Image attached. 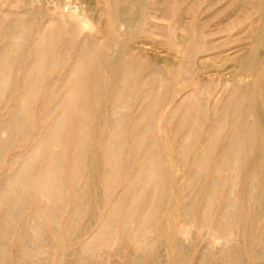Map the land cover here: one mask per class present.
I'll return each mask as SVG.
<instances>
[{
	"label": "rangeland",
	"instance_id": "1",
	"mask_svg": "<svg viewBox=\"0 0 264 264\" xmlns=\"http://www.w3.org/2000/svg\"><path fill=\"white\" fill-rule=\"evenodd\" d=\"M73 12L84 17V20L87 24L85 28H80L79 26H77L75 20H72L69 18V14ZM60 14H64L66 21L60 18L61 16ZM23 15H25V17ZM1 18H3L4 21ZM15 19L17 20V22ZM22 19L24 22L21 21ZM131 20H132V23H130ZM0 21H1L0 22V46H1L0 50H2L0 52L6 51L5 50L6 48L2 49V47L5 46L4 44L7 43L6 41H16V40L19 41L20 40L19 42L20 48L18 51V53L20 52V54L18 55L20 58L19 60H20V66H21L19 67V65H17L15 67H19V69L13 67L14 70L12 68L10 69L11 71L9 72L13 75V77L12 75H10L11 79L15 78L14 81L16 80L15 81L16 84L14 83L13 80H11V82L9 83L8 82L3 83L5 84V86L3 84H2L3 86H0V88H2L0 89V91H3V93L0 92L1 94L0 95V125L4 124V118L7 117V114H10L12 112L11 106L14 104H18L20 99L24 97L23 93L25 92V90H27L28 87L30 88L31 92L36 91L35 93L32 92V94L28 98L29 100L27 99L26 101L20 102L21 106H23L24 104H28L27 106H23V111L25 113L22 118L23 119L25 118L24 120L21 119L19 123L16 122V124L13 123L12 125H10L11 127H9L7 130H4L5 133H2L3 131L1 128L3 127L0 126V131H1L0 132L1 134L0 135V188L2 187V184L6 185V183L3 181H6L5 179H6V176H8L7 174L9 173V171L11 173V171L15 169L13 167H16L17 160L22 159L23 158L22 155L27 154L32 149H35L40 139L39 135L42 136L44 134L43 132H45V129L54 126L57 121L56 119H58L59 116H61L62 120H64L67 118V115L69 113L71 115L73 111H75L74 113H77L78 111L82 112L83 113V114L81 113L82 118H84L85 116V118L82 119L80 116H78L79 112L76 115L73 114V116L75 115L74 117L69 115L68 118L69 117L71 118L70 124H69L70 118L69 119L67 118L66 120H64V124L62 125V128L59 133L60 134L59 137L62 139L60 140L59 138L58 142L61 141V144L60 143L58 144L61 147L58 145L59 147L58 146H57L58 148L56 147L57 150L54 147L56 151V152L54 151V153H61L62 158L64 155L62 154V151L65 150L64 151L65 155H68V156H64L65 159L66 157H68V159H66L67 161L64 162L63 160L65 159L64 158L62 159L63 161L62 164L63 163L65 164V165H62V179L65 180L66 187L69 189V193H70V196L68 195L69 196L68 200L64 199V202H63L62 199L59 200V198L57 199L55 198L56 201L52 202V199H51V203H50V199L45 198L42 194H40L39 190L36 191L37 190L36 188L33 189L30 186H29L30 188H28V186H26L27 188H25V186L23 185L22 188H25V189H22V199H21L22 205L19 209L20 212L17 213L18 216L16 215V213L12 215V212L14 210L11 207V204L13 203V198L8 200L5 203L4 202L0 203V225H2V223H5L6 226L7 225L10 226L9 229H8L9 226H7L8 231L6 230V232L0 231V261L2 260L0 264H17V263L18 264H76V263L77 264H105V263L106 264H112V263L114 264H264V240L263 241L261 240L262 237H263L262 239H264V234H262L264 233V229H263L264 228V222H263L264 216L262 217L259 216L260 214L264 215V211H263L264 210L263 208L264 200L261 201L262 199H264V197L262 198V196H264V187H262V185H264L263 183L264 182V177H263L264 176V166H263L264 165V153H263L264 152V125L262 124L264 123V113H263L264 112V78H263L264 77V74H263L264 73V42H263L264 41V0H0ZM25 22H27L29 25L32 22L30 25L31 30L29 28V25L26 24L28 25L26 32L27 30L28 32L26 33L24 31L18 37L19 29L22 28L21 26L25 25ZM125 22L127 24L130 23V25L125 24ZM33 26H35L34 27L35 29L33 28ZM15 27H18V28L16 29ZM9 29H11L12 31L14 29V31L12 32ZM50 31L52 32V35H50L51 34ZM9 32H12L13 35ZM15 32L16 34H14ZM4 34L8 35V37H6ZM15 37H18V39ZM38 37L39 39L37 42L36 39ZM32 42L33 44H31ZM52 42H54V44L56 45L54 46L53 48L54 50L52 51L48 59L49 61L47 60L45 64L41 65V67L39 68L35 67L34 62H33L34 67H33L32 75L29 76L27 79L28 67L30 68V65L26 62V59H27L26 57L28 56L27 53L30 50H32L31 47H34L33 50L36 48L34 50V53L39 50L37 53L33 54V61H34L36 57L35 55H38V53L40 52V47L43 46V48H46L45 46ZM94 42H96L97 44ZM90 46L93 49L89 48ZM201 47L202 48L204 47V50H202ZM196 48L198 49L199 52L196 50ZM88 49L89 50L92 49L93 51L92 50L88 51ZM200 50L202 52H200ZM249 51H251V53ZM94 52H95V56L93 55ZM91 56H93L92 58H96L98 60L96 62L100 63L101 61L103 64L96 63L95 62L96 59H92ZM21 58H22V61H21ZM258 59L260 60L257 61ZM85 60L86 62L84 63ZM80 62H82L81 65L83 66V68L82 66L80 67V64H79ZM155 62H157V64ZM76 63L78 64L77 66H75ZM256 63H259V64H256ZM25 65L27 67H25ZM253 65H255V67H253ZM78 66L79 68H77ZM194 67L196 69H194ZM246 67L247 69H245ZM20 68H22L21 70L22 72L20 71ZM191 68L193 69L191 70ZM254 68H256L257 71ZM15 69L17 71H15ZM72 69H76L75 71L76 73ZM163 69L165 70V72L163 71L164 73L162 72ZM158 70H160L161 72ZM247 70L248 72L250 71V73H248ZM3 71L5 70H1L0 72H3ZM13 71L19 74L13 73ZM257 72L259 73L262 72L263 75L258 74ZM125 73H127V75ZM153 73H156L157 75H159L158 76L159 79L163 77L164 81L157 80V78L154 77ZM156 74L155 76H157ZM234 74L235 75L237 74V75L234 76ZM61 75L63 76V78H61L60 80ZM16 76L21 79H18ZM33 76H36L37 79L36 77H33ZM64 76L67 81L64 80L65 79ZM231 76L233 79L231 78ZM32 77L34 78L33 79L34 83H31ZM38 77L40 78L39 80H38ZM72 77L75 79L78 77L82 78L83 80L82 84H83V87H85L84 89L85 91L83 90V88L80 89L81 87H79V86H82L80 85L82 81L79 80V78L77 79L78 81H76ZM237 78L238 80L248 78L247 80H251L253 82L249 81L250 84L246 88L243 87L242 89L241 88L236 89ZM70 80H72L71 81L72 83L70 82ZM208 80H210L209 83L206 82ZM79 81L81 82L79 83ZM259 81H261L262 83L261 82L259 83ZM76 82L79 83V86L77 85L78 83L76 84ZM206 83H208L209 85ZM232 83L233 85H231ZM9 84L11 86L14 85V90L16 89L15 91L16 93H14V95L10 93V88L8 91L7 86ZM59 84L60 86L61 85L62 86L60 87ZM73 84L77 86L75 87L76 90L73 87L74 86ZM202 84L205 85V88L203 87ZM227 84H229L228 85L229 87L226 86ZM52 85L53 86L55 85V87H53ZM35 86L37 87V89ZM222 86L225 88H222ZM3 87H6V88H3ZM57 87L59 90L58 93L60 94L56 93ZM71 87L73 88V90L70 89ZM201 87H203L204 90ZM78 88L80 90V93L76 92ZM217 88L219 89V91ZM122 89H125V90H122ZM81 90H83L85 94L84 93L81 94L82 92ZM72 91L74 92V94H72L73 93ZM192 91H194L193 93H196V94L198 91L199 92L202 91V94L201 92L200 93L198 92V94H201L202 96L201 101H203L202 106L199 107L198 111L195 110L197 109L195 107L196 96L191 95L193 94L191 93ZM206 92H207V95H206ZM75 93H77V96H78V93L79 95H81V96H78L77 100H76L77 96H74L76 95ZM159 93L161 95H159ZM189 93H190L189 96H192V98L194 97L195 98L192 99L191 97L186 95ZM7 94H9L10 96L13 95L12 96L13 99H11L12 97H10ZM61 94H63L64 97H62ZM68 94H72V96ZM144 94H147L146 95L147 99L150 98L148 99V101H146L147 99L145 98V96H143ZM151 94L152 96H148ZM82 95H84V97H82ZM203 95L204 96L206 95L207 97L206 96L204 97ZM218 95L220 96L219 98H217ZM240 95H243V98ZM257 95L258 97L256 99ZM31 96L32 98H30ZM59 96L61 98V101L64 99L65 102L63 101L61 102ZM68 97H71L70 100L72 99L74 100H72L71 102ZM119 98H121L120 100L122 101H120ZM204 98L205 99L208 98L207 102L208 100L209 102L207 104L209 105L208 108L210 110L207 108V104H204L206 103V100ZM258 98L260 100H258ZM46 99H48L50 102ZM79 99H81L80 101H83V102H80V104L78 103ZM139 99L140 100L144 99L146 103L147 102L149 103L147 104L145 102L142 103L143 100L140 103ZM155 100L157 101V103ZM235 100L239 102L238 106H236L237 101L235 102ZM240 100H242L241 103H240ZM57 101H59L60 103H57ZM180 101L182 105L180 104ZM210 101L212 102V104H210L211 103ZM116 102L117 103L122 102L120 107H118L119 104H116ZM63 103L64 105L69 104L70 106L73 105L74 107L72 106V109H68L69 105H65L66 106L65 107L63 106ZM81 103H85L82 105L83 106L86 105V106L85 107L79 106L81 105ZM151 103L153 105L156 103L157 105L156 106L154 105L155 107H152L153 105ZM245 103H247L248 107H250V111H248L250 113V117H248V119L249 118L251 120L253 119V122H251V120H249L248 122H250L249 125L252 126V128L254 126V130L253 129L251 130L250 128L247 131L251 130L253 133L250 134V132H246V134L244 135L246 136V139L248 140L251 139V136L253 140L254 139L256 141L260 140L259 143L263 144L262 145L263 147L262 149L258 150L257 147L255 146L246 147L243 145L244 146L243 147L241 146V144H238V145L234 144V146L228 149L229 150L228 152L227 148L229 147L225 145L228 142L229 138H231L232 136V133L230 132L234 131V127H235L233 124V127L230 128V125L232 126V123L236 121L235 119L237 118L239 119L238 114H240L239 112L242 111V107L247 108ZM54 104L55 105L59 104L58 106L59 109H56L57 105L55 106ZM179 104L181 107L180 106L177 107V105ZM4 105L6 107H4ZM234 105H235V109L233 110ZM239 105L241 106L240 110L238 108L240 107ZM243 105H245V107ZM31 106L32 108H30ZM51 106H54V107H51ZM204 106L207 108V109L205 108L207 113L203 109ZM24 107L27 109H24ZM80 107L81 108L83 107L82 110L84 112L81 111ZM115 107L116 108L118 107V108L115 109ZM124 107H126V109ZM77 108L78 109L80 108V109L78 110ZM49 109H50V112L54 110L53 111L54 114H52L51 116L49 115L50 112L48 113ZM123 109L126 113H123L124 112ZM146 109L148 113H145V116H144V112L146 111ZM148 109H151V110L149 111ZM67 110L68 112L71 110V112L66 113ZM114 110L115 112H117L116 110H118V112L115 113ZM184 110L186 111L185 112L186 114H184ZM85 111L86 112L88 111L89 116L87 115ZM177 111L178 113H176ZM195 111H197L198 113ZM230 111H234L233 113L235 116L233 118H232L233 113H231ZM63 112L64 114H62ZM187 113L189 115H187ZM196 113L197 115H199V113L201 114L200 116H196ZM220 113H222L223 116ZM225 113L229 117H226ZM152 114L154 115L152 116ZM56 115H59V116L57 117ZM62 115H64V117ZM120 115L122 117H120ZM180 115H181L180 117L181 120L179 118ZM123 116H126V117L124 118ZM79 117L83 121L80 120ZM185 117H187V119L184 120L183 118ZM194 117L195 119L196 118L199 119L198 123L201 120L205 124L202 122L203 125H201V122H200V125H201L200 126L198 123L194 121L195 120L193 119ZM48 118H49V121L47 120ZM214 118L216 119L214 120ZM219 118H220V122L222 121L221 123L218 121ZM223 118L228 119V121H225L227 122L226 124ZM85 119L88 123L84 121ZM116 119H121V122H119ZM182 119L184 122L182 121ZM190 119L191 120L193 119V120L190 121ZM122 120L125 123L124 122L122 123ZM150 120L152 121V124L151 123L149 124V122H151ZM177 120H179L180 122ZM80 121L83 123H81ZM193 121L196 124H193V127H192V123H194ZM115 122H117L118 125ZM135 122H139L138 123L139 125L136 126ZM114 123L116 124L115 127L119 126L121 127L120 129L123 128L122 131L118 127L114 128ZM146 123L148 124L146 125ZM181 123H183L182 126H181ZM252 123L253 125H251ZM71 124H72V127L70 126ZM119 124H121V126ZM214 124L219 126L218 128L219 129L221 128L222 131L217 130L216 132L215 129H218V128L216 127L214 128L213 126ZM148 125L150 126L151 129L154 128L155 130L149 129V132L142 131L144 129H147L148 127L146 126ZM184 125L186 128L184 127ZM225 125H228V127L226 126V128L224 127L225 129H223L222 127ZM77 126H80V131L82 130V132H79V134H77L78 129H79V127ZM105 126H106V129H105ZM196 126H198L197 129L194 128ZM81 127L87 128L88 131L86 132L85 131L86 129L83 130ZM202 127L204 128L203 129L204 131L202 130ZM193 128L196 130H194ZM257 128L258 129L260 128L261 132ZM14 129L15 131H13ZM112 129L113 131H111ZM116 129L117 131L120 130L121 132H117ZM18 130L19 132L21 131V133H19ZM189 130H192L190 131L191 133L186 132ZM223 130L226 131L225 133L227 134L225 133L223 134L224 132ZM61 131L64 132L65 134L67 133L66 135H69L70 138H68V136H66L64 133L62 134ZM83 131L85 132V134L83 133ZM193 131L194 132L196 131L194 133L195 134L194 136H193ZM201 131H202V134H201ZM208 131L211 132V135H210V132L208 133ZM218 131L222 132L221 135H219L220 132L218 133ZM72 132L75 134H73ZM133 132H134V135H133ZM144 133H147V134H144ZM212 133L214 134L215 138ZM185 134L186 135L189 134V137H186ZM222 134L225 138L222 136ZM254 134H256V137ZM257 134L259 135L257 136ZM62 135L63 136L65 135V137H61ZM190 135H192L193 137ZM203 135L204 137L206 136L205 140H204V137L202 138ZM226 135L228 136L226 137ZM72 136H73V139H72ZM109 136L111 138H109ZM133 136L136 139H140V140L136 143L135 141L136 139ZM198 136L201 141H199ZM221 136H222L221 140H223L224 138L223 142L219 141ZM83 137L85 139H83ZM122 137H124L125 139ZM153 137L154 138L156 137L155 138L156 140ZM182 137L185 139H183ZM216 137H219V139H216ZM81 138L83 139V141L85 140V142H87V146H85L86 145L85 142L79 143ZM86 138H87V141H86ZM186 138L187 139L189 138L188 140L191 141L190 145L187 144V142L185 141ZM104 139H106V142H107V139H114L115 141H119L121 143L120 144L121 147L120 145H117V148H115V151L117 153L113 150L114 154L116 153L115 155H117V156H114V159L117 160L116 163L114 160V163L116 165H114L113 162H112L113 165L109 164L111 163L110 161L108 162L109 155L107 154L109 153L108 151L111 149L110 147H108V145L106 146L104 145L106 144V142L102 143L105 141ZM76 140L78 141L77 142L78 146H77V143H75ZM214 140L217 143H215ZM131 141L132 142L135 141V142L132 143ZM140 141H142V143ZM181 141H183V144L186 142L185 145L187 144V147L183 144L181 145V147H179V145L182 143ZM71 142H72V145L70 147V144L68 143H71ZM203 142H205V144ZM64 143H66V146L68 149H63L65 145ZM116 143L119 144L118 142ZM134 143L137 145L136 147L138 149L139 148H142V149H139V150L135 149L136 147H134L135 146ZM199 143L200 144L202 143V144L200 145ZM153 144L154 146L156 145L157 148L154 147ZM203 144H204V147L206 146L205 147L206 150L204 149ZM215 144L216 145L218 144V145L216 146ZM75 145L77 147H75ZM81 146H83V148ZM85 147H86V150L84 152L83 150L85 149ZM105 147L106 149H104ZM207 147H209L208 148L209 151L207 150ZM221 147L222 148L227 147V148L226 149L223 148L222 149L223 151H222ZM241 147L242 148L246 147V149L250 147L249 149L251 150L242 149ZM183 148L188 149L189 151L188 150L185 151V149L183 150ZM201 148H202V151H201L202 153L199 152ZM212 148H214L213 153L211 151ZM235 149L236 151H234ZM74 150L75 151L77 150V151L75 152ZM147 150L149 153L147 152ZM181 150L185 151V153H183V151L181 152ZM203 150L205 151L204 153H203ZM237 150L239 151V153H236ZM79 151H81V153H77ZM142 151L144 152L142 153ZM154 151L158 155H155ZM158 151L163 156L162 155L159 156L160 154ZM249 151L250 152L252 151L251 152L252 154ZM50 152L51 151H48L47 153V151H45L39 157L38 162L40 163L43 161L42 163H40L42 164V166L44 165L42 167L44 168L43 170L47 169L49 166L51 159L48 160V158L52 157L51 155L52 153ZM137 152L140 153L141 156ZM146 152L148 154L147 156L144 154ZM208 152H209V155L210 153L212 155L208 156ZM231 152H233V154H230ZM240 152H242V154ZM132 153H134V155H136L137 153L140 157L135 158L133 157L134 155H132ZM181 153H183V155ZM226 153H228V155ZM254 153L255 154L261 153L263 156L261 154L260 156L257 154L255 156ZM74 154L76 155V159L75 157L73 158V156H75ZM200 154H201V158H200ZM244 154L246 155L244 156ZM17 155H19L20 158H17L18 157ZM47 155H48V158H46ZM83 155H85L84 156L85 158L83 157ZM148 156L152 158L155 157L156 159V161L154 162L155 164L154 163L150 164V162L152 161H150L151 158L149 159ZM211 156L212 158H210ZM225 156H227L228 158ZM183 157L185 160L181 159ZM243 157L244 158L248 157L246 159L247 161H245ZM259 157L262 159H260ZM14 158L15 160H13ZM69 158L70 159L72 158L71 160L74 159L73 162L78 159V162L72 166L73 162ZM253 158L255 160H253ZM256 158H259V159H256ZM146 160L149 162H144ZM157 160H159V162L163 161L164 163H159ZM218 160L220 161V163L218 162V164H216ZM257 160H258V163H257ZM204 161L206 165H204ZM224 161L227 163H225ZM80 162H83V164L81 165ZM254 162L257 164H255ZM117 163H118V166H117ZM233 163L236 164L237 166L234 165ZM149 164L153 166L150 168ZM157 164L161 166L159 167ZM250 164H252L253 166ZM154 165L158 166L157 167L158 170H156V166L154 167ZM246 165L248 168L246 167ZM141 166L142 168H140ZM230 166L232 167L236 166V168L239 169L238 172L240 171V173L237 172V174H240V176L237 177V175L235 174L236 171H234L235 167L234 168L231 167L233 169L232 170ZM116 167H117V170H116ZM143 167L145 169H143ZM153 167L154 169H152ZM242 167H244L245 169ZM112 168H114L115 170L113 169L114 170L113 171ZM196 168L200 169V171ZM217 168L219 170H217ZM73 169H75L76 172H74L75 170L73 171ZM142 169L145 171H143ZM201 169H203V171ZM262 169H263V172H261ZM109 170L110 172L113 171V173H110ZM138 170H139V173H141V175L138 174V176H136V174L138 173ZM150 170L151 171L156 170V171H153L151 173ZM193 170H196V174ZM248 170H249V173H247ZM107 171L109 174H107ZM117 172H118V175H116ZM155 172H157L158 174L155 175ZM254 173H257L255 174L256 177L255 176L253 177ZM232 175L233 176L236 175V176L233 177ZM251 176L255 179H252ZM72 178H74V180H72ZM213 178L214 180L217 179L216 180L217 182L213 181L216 184H212L210 186V184L212 183V182L210 183V179H213ZM229 178H232V179L234 178L232 183H234V180H236V185L235 183L233 185L235 187L234 188L231 186L230 187L231 189L233 188V190L237 189L238 192L235 190L234 191L236 193L233 190L228 192V190H230L228 188L229 185H232L231 183L232 179H229ZM146 179H148L149 181L147 182ZM150 179L153 183L150 181ZM226 179H228V181H226ZM130 181L131 182L133 181V183H130ZM198 181H201L198 184L199 186L197 185ZM223 181H226V183H222ZM249 181L250 182L253 181L255 183L257 182V184L252 183V182L249 183ZM128 182L129 184L131 185L134 184V185L131 187L128 184ZM246 183H248V185ZM156 184L158 185V187L156 186ZM149 185H151V187ZM154 185L156 187H154ZM216 185L217 186L219 185V187H217ZM241 185L243 187H240ZM252 185H255V188L252 187ZM91 186L93 187L96 186V187L93 188ZM212 186L213 187L215 186L216 189L218 188L217 191ZM77 187L78 189L76 190ZM88 187L93 188L92 190L93 194H92V191H90L91 189L89 190ZM142 187L144 190L140 189ZM144 187H146V189ZM31 188L32 190H30ZM79 188H81V190ZM135 188L137 191L135 190ZM155 188L156 189L158 188L157 189L158 191L156 192L159 195L156 193L157 195L153 199V197L151 196L155 195L154 194ZM250 188H253L255 192L252 191V189ZM242 189H244V191L245 189L246 190L248 189L247 190L248 192L247 191H246L247 193L245 192V196H248L246 200H245L246 197L244 198L243 193L240 194L241 191L243 192ZM18 190L20 189L18 188ZM24 190L26 193H24ZM49 190L50 189L47 190L48 192L47 196L50 195L51 190L50 191ZM210 190H211V193H210ZM250 190L252 191V193ZM257 190L258 192L259 190L261 191L258 193ZM140 191L142 194L140 193ZM137 192L139 193V195ZM144 192L146 193V195L144 194ZM148 192H151V193H148ZM208 192L210 194H207ZM230 192H233V194H231ZM79 194L80 195L82 194L81 196L82 197L84 196V199L80 197ZM251 194L253 196L261 195L259 196L261 198L258 197V199L254 200ZM25 195H26V198H25ZM73 195L75 199L71 198L73 197ZM132 195L135 196L136 202ZM208 195H211V196H208ZM89 196L91 197L88 198ZM93 196L94 198H92ZM212 196H215V198L214 197L210 198L211 200L213 199V201L209 200V197H212ZM233 196H234V200L236 198H237L236 201L238 200L237 202L235 201L236 206L233 201ZM131 197H133L134 202ZM141 197L143 198V200ZM205 198L208 199L209 204L206 203L207 201L205 202L206 200ZM61 200L62 202H60ZM79 200L81 201L80 202L81 205L79 203ZM129 200L130 201L132 200L131 203ZM258 200H259V203H258ZM10 201H11V204L9 203ZM71 201H73V203ZM83 201H85L86 203ZM89 201H92L93 204H91ZM114 201L116 203H113ZM141 201L143 203H141ZM168 201L170 203H168ZM227 201L229 202L233 201L230 203L232 208L231 206L229 209L227 208L229 206L228 205L229 202ZM190 202L192 203L190 204ZM251 202L254 205H251L252 204ZM54 203L55 205H53ZM87 203L92 206L91 209L89 208L90 205L89 206L86 205ZM112 203L115 204L114 206L116 207V210L114 207H112L113 206ZM237 203L239 206L238 208H237ZM29 205L30 207H27ZM51 205L55 207L54 209L56 210L57 219L60 222L59 223L60 228L62 227L61 230L60 228L54 230V222L51 220V218H49L48 213L46 214L45 210L49 207H52ZM60 205L61 207H59ZM94 205L95 206L97 205L98 209L95 208ZM128 205L129 206L132 205V206H130L128 209ZM203 205L206 207L210 205L209 206L210 208L208 207L206 209V207H203ZM36 206H39V207L41 206V208L44 206L45 208V209L43 208V212L44 211L45 212L44 213L42 212V214L37 217V220H40L42 222V225L44 226H42V229H39V230L34 227H30V229L23 230V228L26 226V219L28 215L32 212L30 210H35ZM75 206L76 208H74ZM81 206L83 207L85 206L86 210L85 209L80 210L81 213H78L77 211L79 210L78 207H81ZM254 206H256V208H254ZM124 207H127L126 208L127 210ZM146 207H148L149 209ZM204 208L207 211L206 214H205ZM258 208L259 210L257 211ZM75 209H77L76 210L77 212L75 211ZM146 209L150 210V212L149 211L146 212L147 211ZM69 210H71L70 213H69ZM236 210H238L237 213H234ZM124 211H126L125 213L127 214L128 217L129 215L137 216L139 214L138 215L139 217L133 216V221L134 222L136 221L137 223L136 222L134 223L133 221L130 222L131 216L128 219V217L125 216L126 214L123 213ZM128 211H129V214L127 213ZM223 211H226V212H224L223 214ZM153 213H155V216ZM78 214H81V215H78ZM82 214L84 215L82 216ZM123 214H124V217H123ZM156 214H157V218H156ZM185 214H187V216ZM202 214L203 215L205 214V215L203 216ZM228 214L230 216L232 215L231 218ZM251 214L254 215V216L252 215L253 218L251 217ZM63 215L65 218L63 217ZM223 215L226 216V219H228L229 221L226 220ZM13 216L15 219L13 218ZM144 216H146L147 218ZM221 216L224 217V219L226 220L225 224H223L224 219H222ZM238 216H239V219H238ZM74 217L76 218V220H78L81 217V220L76 221L74 220ZM126 217H127V220H125ZM106 218L110 220L111 222L109 221L106 223V221H108L106 220ZM141 218H145V219L142 221ZM152 218H154L155 221L158 219V221L156 222V225L155 223H152L153 222ZM220 218L223 221L222 220L219 221ZM251 218L253 221L251 220ZM260 218H262L261 221H258ZM150 219H151V222H150ZM249 219H250V222H248L249 223L248 224L247 221ZM69 220H71V222ZM145 220L146 222L148 221L150 225H148V222L146 224L144 222ZM127 221H129V223ZM139 221L144 222L143 226H146V228L143 227L142 225H139L140 223ZM234 221H235V224H234ZM239 221L241 223H239ZM33 222H36V221L33 220ZM33 222H31L30 226H33ZM251 222H253V224ZM71 223H73L74 225ZM100 223L102 224L103 227L104 226L105 227L104 228L101 227ZM104 223L107 224L108 226L104 225ZM250 223L252 224L254 228L250 226L251 225ZM109 224L113 226V229H111L112 231L114 230L112 234L109 230L112 227H109ZM136 224L137 226H135ZM50 225H52V227ZM210 225H213L211 226L212 229L211 228L208 229ZM228 225H229V228H228ZM239 226L241 228H239ZM71 227L74 230H71L70 229ZM132 227H134V229ZM139 227L143 229L142 231H140L142 232L140 234L144 238L137 239L138 237L137 236L135 237V235L131 238V236L133 235V232H136L135 229ZM226 227L228 229H226ZM243 227L246 229L242 230ZM144 228L148 232L147 231L143 232ZM213 228L214 229L218 228L219 230L217 229V231L216 230L213 231ZM224 228L226 229V231L228 230L229 233L230 232L232 233V235L230 236L233 239L232 243L229 242L231 241L230 237H226L227 235L222 234L223 230H225ZM257 228H259L260 230L262 229V230L261 231L259 229L257 230ZM101 229H104L105 231ZM239 229L241 230L242 234L239 233L240 232ZM37 231H39L41 235L38 234L39 232ZM213 232H215V236L212 237ZM217 232L219 233V235H217L218 234ZM233 232L239 233V234L234 233L236 235L235 236ZM149 233H151V236L155 237L153 238L154 242H152V239H151L152 237L150 236ZM256 233L258 234L260 233V236H258ZM29 234L31 238H28ZM240 235L243 237L241 238ZM35 237L37 239H35ZM158 237H161V238H158ZM236 237H239V239ZM254 238L256 239V241ZM89 239L90 240L92 239V242L95 240V242L92 243L90 242ZM248 239L250 240L249 243L247 242ZM34 240L35 242L33 243ZM155 240H158V241H155ZM222 240L224 241V243L222 242ZM30 241H32V243ZM143 241L145 243H143ZM177 242L180 244V246ZM228 242L230 243L229 245H227ZM241 242H242V245H241ZM146 243H148L149 245L151 244L152 246L151 245L149 246L147 244L148 245L147 247L152 248V249L148 250V248L146 247ZM24 244H26L27 246ZM86 244L87 246L92 247L90 248V250H93V249L97 250L98 253L96 252V255L86 254L87 256L83 257L85 256V254H82L78 251L81 249V247H84ZM156 244L158 245V247H156L157 246ZM154 247H155V250H154ZM206 248L207 249L209 248V249L207 250ZM1 249L3 250L1 251ZM240 250H242L241 252L242 254L240 253ZM76 251L79 254L76 255L75 254ZM45 253L46 254L48 253V255H45ZM254 254H258V255H254ZM240 255H243V258H241L242 256L240 257Z\"/></svg>",
	"mask_w": 264,
	"mask_h": 264
},
{
	"label": "bare ground",
	"instance_id": "2",
	"mask_svg": "<svg viewBox=\"0 0 264 264\" xmlns=\"http://www.w3.org/2000/svg\"><path fill=\"white\" fill-rule=\"evenodd\" d=\"M44 4H45V3H44ZM15 5H16V4H15ZM57 5H58V4H57ZM51 6H52V4H51ZM54 6H55V5H54ZM13 13H14V12H13ZM17 13H18V12H17ZM60 15H61L60 18H62L64 21H66V19H65V17H64V14H60ZM7 16H9V15H7ZM23 16L25 17V15H23ZM23 16H21V17H23ZM5 17H6V16H5ZM14 17H15V16H14ZM16 17H18V16H16ZM69 18L72 19V20H75L77 26H79L80 28H85V27L87 26V24H86V22H85V20H84V17L81 16V15H79V14H77V13H75V12L69 14ZM129 18H130V17H129ZM1 19L3 20V18H1ZM24 19H25V18H24ZM127 19H128V18H127ZM15 20H16V19H15ZM3 21H4V20H3ZM21 21H23V19H22ZM21 21H20V23H21ZM0 22H1V21H0ZM16 22H17V20H16ZM23 22H24V21H23ZM27 22H28V21H27ZM27 22H25V25L21 26L22 28L19 29V35L17 34L18 37H19L20 34L23 33L24 31L26 32L27 26L29 25ZM18 23H19V22H18ZM29 23H30V22H29ZM31 23H32V22H31ZM31 23H30V25H31ZM130 23H132V20H131ZM130 23L127 24V23L125 22V24H127V25H130ZM22 24H23V23H22ZM22 24H21V25H22ZM26 24H28V25H26ZM30 25H29V28H30ZM11 26H12V25H11ZM13 26H14V25H13ZM19 26H20V25H19ZM34 27H35V26H33V28H34ZM10 28H11V27H10ZM13 28H14V27H13ZM15 28L17 29L18 27H15ZM54 28H55V27H54ZM34 29H35V28H34ZM9 30H11V29H9ZM9 30H8V31H9ZM30 30H31V28H30ZM8 31H7V33H8ZM11 31H12V30H11ZM13 31H14V29H13ZM13 31H12V32H13ZM15 31H17V30H15ZM32 31H33V30H32ZM51 31H52V30H51ZM51 31H50V33H51L50 35H52V32H51ZM12 32H9V33L12 34ZM27 32H28V30H27ZM27 32H26V33H27ZM26 33H25V34H26ZM11 34H10V35H11ZM14 34H16V32H15ZM4 35H5V34H4ZM10 35H9V36H10ZM12 35H13V34H12ZM5 36L8 37V35H5ZM94 36H95V35H94ZM18 37H15V38L18 39ZM9 38H10V37H9ZM30 39H31V38H30ZM34 39H35V38H34ZM38 39H39V37L36 39L37 42H38ZM1 41H2V40H1ZM4 41H5V40H4ZM215 41H216V40H215ZM6 42H7V43H6ZM6 42H4V43H6V44H4L5 46L2 47V49H3V48H6V49H5L6 51L0 52V69H1V70H5V71H3V72H0V86H3V85L5 86V84H3V83H6V82L9 83V82H11V80L14 81L15 78H14V79H11V76H10V75H12V74L9 73V72L11 71L10 69H12L13 67H15V66H17V65H19V67H21V66H20V60H19L20 58H19V55H18V54H20V52L18 53L19 48H20V47H19V46H20V43H19L20 40H19V41H18V40H16V41H6ZM263 42H264V41H263ZM22 43H23V42H22ZM22 43H21V44H22ZM94 43H96V42H94ZM18 44H19V45H18ZM31 44H33V42H32ZM34 44H35V43H34ZM37 44H38V43H37ZM96 44H97V43H96ZM193 44H194V43H193ZM55 45H56V44H54V42H52V43L46 45V46H45L46 48H43V46H41V47H40V52L38 53V55H35L36 57H35V60H34V61H33V54L37 53L39 50H38V51L36 50L37 52L34 53V50H35L36 48L33 50L34 47H31L32 45L30 46V47L32 48V50L29 49V50H30V51L28 52L29 54L27 53L28 56L26 57V58H27V59H26V62L30 65V68L28 67V72H27L28 75H27V79H28L29 76L32 75L33 67H34V66H33V62H34L35 67H38V68L41 67V65L45 64V62L49 59V57H50L52 51L54 50L53 48H54ZM204 45H205V44H204ZM204 45H203V46H204ZM195 46H196V45H195ZM195 46H194V47H195ZM197 46H198V45H197ZM0 47H1V46H0ZM199 47H200V46H199ZM257 47H258V46H257ZM37 48H38V47H37ZM89 48H92V47L90 46ZM138 48H139V47H138ZM201 48H202V47H201ZM7 49H8V50H7ZM92 49H93V48H92ZM92 49H90V50H92ZM205 49H206V48H205ZM256 49H257V48H256ZM90 50L88 49V51H90ZM196 50L198 51L197 48H196ZM202 50H204V47L202 48ZM0 51H2V50H0ZM84 51H85V50H84ZM92 51H93V50H92ZM92 51H91V52H92ZM194 51H195V50H194ZM251 51H252V50H251ZM251 51H249V52L251 53ZM254 51H255V50H254ZM198 52H199V51H198ZM200 52H202V51L200 50ZM192 53H193V52H192ZM196 53H197V52H196ZM259 54H260V53H259ZM259 54H258V55H259ZM89 55H90V54H89ZM93 55L95 56V52H94ZM190 55H191V54H190ZM87 56H88V55H87ZM251 56H252V55H251ZM92 57H93V56H91V58H92ZM133 57H134V56H133ZM188 57H189V56H188ZM248 57H249V56H248ZM259 57H260V56H259ZM52 58H53V57H52ZM88 58H90V57H88ZM244 58H245V56H244ZM246 58H247V57H246ZM253 58H254V57H253ZM29 59H30V60H29ZM54 59H55V58H54ZM92 59H96V58H92ZM259 60H260V59H258L257 61H259ZM21 61H22V58H21ZM48 61H49V60H48ZM77 61H78V60H77ZM96 61H98V60L96 59L95 62H96ZM245 61H246V60H245ZM255 61H256V59H255ZM24 62H25V60H24ZM24 62H23V63H24ZM85 62H86V60L84 61V63H85ZM248 62H249V61H248ZM77 63H78V62H77ZM77 63H76L75 66L78 65ZM81 63H82V62L79 63V64H80V67L82 66ZM96 63H99V62H96ZM100 63H102V62L100 61ZM100 63H99V64H100ZM155 63L157 64V62H155ZM259 63H260V62H259ZM259 63H256V64H259ZM21 64H22V63H21ZM86 64H87V63H86ZM86 64H84V65H86ZM102 64H103V63H102ZM102 64H101V65H102ZM242 64H243V62H242ZM136 65H137V64H136ZM142 65H143V64H142ZM152 65H154V64H152ZM75 66H73V67H75ZM158 66H159V65H158ZM201 66H202V65H201ZM19 67H15V68H18V69H19ZM25 67H27V66L25 65ZM46 67H47V66H46ZM101 67H102V66H101ZM154 67H155V66H154ZM167 67H168V66H167ZM202 67H203V66H202ZM206 67H207V66H206ZM242 67H243V65H242ZM253 67H255V65H253ZM262 67H263V66H262ZM262 67H261V68H262ZM42 68H43V66H42ZM77 68H79V66H78ZM82 68H83V66H82ZM108 68H109V66H108ZM200 68H201V67H200ZM251 68H252V66H251ZM261 68H260V69H261ZM34 69H35V68H34ZM45 69H46V68H45ZM104 69H105V68H104ZM160 69H162V68H160ZM165 69H166V68H165ZM169 69H170V68H169ZM172 69H173V68H172ZM192 69H193V68H191V70H192ZM194 69H196V68L194 67ZM197 69H198V68H197ZM245 69H247V67H246ZM254 69L256 70V68H254ZM254 69H253V70H254ZM1 70H0V71H1ZM13 70H14V68H13ZM21 70H22V68H20V71H21ZM26 70H27V69H26ZM35 70H36V69H35ZM35 70H34V71H35ZM39 70H40V69H39ZM41 70H42V69H41ZM72 70H74V72L76 71V69H72ZM109 70H110V69H109ZM170 70H171V69H170ZM200 70H201V69H200ZM240 70H241V69H240ZM15 71H17V70L15 69ZM42 71H43V70H42ZM77 71H79V70H77ZM82 71H83V70H82ZM158 71H160V70H158ZM163 71L165 72L164 69L162 70V72H163ZM196 71H197V70H196ZM251 71H252V70H251ZM256 71H257V70H256ZM21 72H22V71H21ZM25 72H26V71H25ZM37 72H38V71H37ZM74 72H73V73H74ZM160 72H161V71H160ZM160 72H159V73H160ZM164 72H163V73H164ZM170 72H172V71H170ZM194 72H195V71H194ZM247 72H248V70H247ZM13 73L19 74V73L14 72V71H13ZM39 73H41V72H39ZM39 73H38V74H39ZM42 73H43V72H42ZM75 73H76V72H75ZM103 73H104V72H103ZM248 73H250V71H249ZM257 73H258V74H262V72H260V73L257 72ZM16 74H15V75H16ZM35 74H36V73H35ZM35 74H34V75H35ZM38 74H37V75H38ZM62 74H63V73H62ZM123 74H124V73H123ZM125 74L127 75V73H125ZM129 74H130V73H129ZM153 74H154V77L157 78V80H159V81H160V80H163V77L160 78V79L158 78V76H159V75H157L158 72H157V74H156V73H153ZM155 74H156L157 76H155ZM160 74H161V73H160ZM263 74H264V73H263ZM263 74H262V75H263ZM15 75H14V77H15ZM20 75H21V73H20ZM23 75H24V74H23ZM42 75H43V74H42ZM65 75H66V74H65ZM149 75H150V74H149ZM236 75H237V74H236ZM236 75L234 74V76H236ZM244 75H246V74H244ZM256 75H257V74H256ZM152 76H153V75H152ZM252 76H253V75H252ZM252 76H251V77H252ZM259 76H260V75H259ZM12 77H13V75H12ZM16 77H17V76H16ZM20 77H21V76H20ZM24 77H26V76H24ZM24 77H23V78H24ZM33 77H36V76H33ZM33 77H32V81H31V83H34V81H33L34 78H33ZM39 77H40V75H39ZM39 77H38V80L40 79ZM58 77H59V76H58ZM81 77H82V76H81ZM81 77H80V78H81ZM127 77H128V76H127ZM160 77H161V76H160ZM241 77H242V76H241ZM254 77H255V76H254ZM261 77H262V76H261ZM17 78H18V77H17ZM17 78H16V79H17ZM61 78H63L62 75H61V77H60V80H61ZM64 78H65V76H64ZM72 78H73V77H72ZM78 78H79V77H78ZM78 78H76V79L73 78V79H75L76 81H78V80H77ZM80 78H79V80H81L82 82L79 81V83L81 82L80 85H82V86H79V83H78V82H76V84L78 83L77 85H78L79 87H81L80 89L83 88V90H84L85 87H83V84H82V83H83V80H82L83 77H82L81 79H80ZM128 78H129V77H128ZM231 78H232V76H231ZM244 78H245V76H244ZM263 78H264V77H263ZM18 79H21V78H18ZM24 79H25V78H24ZM36 79H37V77H36ZM36 79H35V80H36ZM123 79H124V78H123ZM232 79H233V78H232ZM234 79H236V78H234ZM247 79H248V78H247ZM247 79H239V80H238V78H237V80H236V89H237V88H239V89L241 88V89H242L243 87L246 88L247 86H249V84H250L249 81H251V80H247ZM249 79H250V77H249ZM253 79H254V78H253ZM38 80H37V81H38ZM54 80H55V79H54ZM62 80H63V79H62ZM64 80H66V78H65ZM64 80H63V81H64ZM145 80H146V79H145ZM155 80H156V79H155ZM202 80H203V79H202ZM227 80H229V79H227ZM15 81H16V80H15ZM15 81H14V83H15ZM29 81H30V80H29ZM66 81H67V80H66ZM71 81H72V80H70V82H71ZM163 81H164V80H163ZM209 81H210V80H208V81H206V82L209 83ZM220 81H221V80H220ZM220 81H219V82H220ZM224 81H225V80H224ZM25 82H26V81H25ZM53 82H54V81H53ZM99 82H100V81H99ZM226 82H227V81H226ZM251 82H253V81H251ZM254 82H255V81H254ZM260 82H261V81H259V83H260ZM27 83H28V82H27ZM71 83H72V82H71ZM73 83H74V82H73ZM160 83H162V82H160ZM208 83H206V84H208ZM227 83H228V82H227ZM233 83H234V82H233ZM233 83H232L231 85H233ZM261 83H262V82H261ZM2 84H3V85H2ZM10 84H12V83H10ZM10 84H9V85H10ZM15 84H16V83H15ZM36 84H37V83H36ZM60 84H61V83H60ZM60 84H59V86H60ZM64 84H65V83H64ZM199 84H200V83H199ZM219 84H221V83H219ZM229 84H230V83H229ZM229 84H227L226 86H228ZM9 85H8V86H9ZM20 85H21V84H20ZM34 85H35V84H34ZM55 85H56V84H55ZM55 85H54V86L52 85V86L55 87ZM57 85H58V84H57ZM65 85H66V84H65ZM69 85H70V83H69ZM73 85H74V86H73L74 88L77 87L75 84H73ZM202 85H203V87L205 88V85H204V84H202ZM208 85H209V84H208ZM222 85H223V84H222ZM8 86H7L8 91H9V88H10V93L14 95V93H16V92H15L16 89L14 90V85H13V86L10 85L9 87H8ZM24 86H25V85H24ZM61 86H62V85H61ZM61 86H60V87H61ZM67 86H68V85H67ZM71 86H72V85H71ZM84 86H85V84H84ZM120 86H121V85H120ZM120 86H119V87H120ZM122 86H123V85H122ZM206 86H207V85H206ZM33 87H34V86H33ZM35 87H36V86H35ZM139 87H140V86H139ZM203 87H201V88L203 89ZM208 87H209V86H208ZM217 87H218V86H217ZM220 87H221V86H220ZM228 87H229V86H228ZM228 87H227V88H228ZM3 88H6V87H3ZM20 88H21V87H20ZM62 88H63V87H62ZM64 88H65V87H64ZM117 88H118V87H117ZM140 88H141V87H140ZM201 88H199V89H201ZM209 88H210V87H209ZM222 88H225V87L222 86ZM0 89H2V88H0ZM18 89H19V88H18ZM22 89H23V88H22ZM36 89H37V87H36ZM59 89H60V88H59ZM70 89L73 90L72 87H71ZM119 89H120V88H119ZM156 89H157V88H156ZM199 89H198V90H199ZM206 89H207V88H206ZM206 89H205V90H206ZM217 89H218V88H217ZM250 89H251V88H250ZM260 89H261V88H260ZM4 90H5V89H4ZM20 90H21V89H20ZM60 90H61V89H60ZM75 90H76V88H75ZM78 90H79V88L77 89L76 92H79V93H80V90H79V91H78ZM83 90H81V91H82L81 94L84 93ZM122 90H125V89H122ZM203 90H204V89H203ZM208 90H210V89H208ZM208 90H207V91H208ZM220 90H221V89H220ZM84 91H85V90H84ZM139 91H140V90H139ZM196 91H197V89H196ZM218 91H219V89H218ZM222 91H224V90H222ZM238 91H239V90H238ZM248 91H249V90H248ZM0 92L3 93V91H0ZM32 92L35 93L36 91H32ZM32 92H31L30 88L28 87L27 90H25V92L23 93V94H24V97L20 99V101L18 102V104H14V105L11 106V108H12V112L10 111L11 113L9 112L10 114H7V117L4 118V124L2 123L3 125H0V126L3 127V128H1L2 131H3L2 133H5L4 130H7L9 127H11L10 125H12L13 123H15V124H16V122L19 123V121H20L21 119H23L22 117L24 116V113H25V112L23 111V106H27L28 104H24L23 106H21V105H20V102H21V101H26V100L29 98V96L32 94ZM58 92H59V90H58V87H57V92H56V93H58ZM60 92H61V91H60ZM72 92H73V91H72ZM137 92H138V91H137ZM160 92H161V91H160ZM193 92H194V91H192L191 93H193ZM198 92H199V91H198ZM198 92H197V94H196V93L191 94L192 96H196V99H195V107H196L197 109H195V110H197V111L199 110V107L202 106V103H203V101H201V99H202V96H201L202 91H200L201 94H198ZM200 92H199V93H200ZM239 92H240V91H239ZM251 92H252V91H251ZM6 93H7V92H6ZM53 93H54V92H53ZM70 93H71V92H70ZM79 93H78V96H81V95H79ZM123 93H124V92H123ZM123 93H122V94H123ZM151 93H152V92H151ZM157 93H158V92H157ZM208 93H209V92H208ZM211 93H212V92H211ZM219 93H220V92H219ZM219 93H218V94H219ZM221 93H222V92H221ZM58 94H60V93H58ZM66 94H67V93H66ZM72 94H74V92H73ZM72 94H68V95H71V96H72ZM75 94H76V95H74V96H77V93H75ZM84 94H85V93H84ZM117 94H118V93H117ZM120 94H121V93H120ZM154 94H155V93H154ZM194 94H195V95H194ZM222 94H223V93H222ZM240 94H241V93H240ZM0 95H1V94H0ZM3 95H4V94H3ZM3 95H2V96H3ZM7 95H9V94H7ZM13 95H12V96H13ZM16 95H17V94H16ZM61 95H62V97H64L65 93H64V95H63V94H61ZM146 95H147V94H144L143 96H145V98L147 99V96H146ZM159 95H161V94L159 93ZM186 95L189 96L190 93H189V94H186ZM206 95H207V92H206ZM206 95H205V96H206ZM210 95H212V94H210ZM220 95H221V94H220ZM243 95H244V94H243ZM243 95H240V96H242V98H243ZM9 96H10V95H9ZM12 96H10V97H12ZM78 96H77V98L75 97L76 100L78 99ZM143 96H142V97H143ZM148 96H152V94H151V95H148ZM153 96H155V95H153ZM188 96H186V97H188ZM192 96H189V97L192 98ZM203 96H204V95H203ZM205 96H204V97H205ZM208 96H209V95H208ZM262 96H263V95H262ZM66 97H67V96H66ZM82 97H84V95H82ZM82 97H80V98H82ZM117 97H118V96H117ZM142 97H141V98H142ZM206 97H207V96H206ZM209 97H210V96H209ZM216 97H217V96H216ZM216 97H215V99H216ZM219 97H220V96L218 95L217 98H219ZM257 97H258V95L256 96V99H257ZM4 98H5V97H4ZM15 98H16V97H15ZM19 98H20V97H19ZM30 98H32V96H31ZM59 98H60V96H59ZM59 98H58V99H59ZM68 98H69V100H70L71 97H68ZM139 98H140V97H139ZM145 98H144V99H145ZM152 98H153V97H152ZM194 98H195V97H194ZM194 98H192V99H194ZM11 99H13V97H12ZM120 99H121V98H119V100H120ZM144 99H142L143 101L139 99V100H140V103H141V101H142V103L145 102ZM146 99H145V100H146ZM148 99H150V98H148ZM148 99H147L146 101H148ZM155 99H157V98H155ZM204 99H205V98H204ZM207 99H208V98L205 99V100H206V103H204V104H207V103L209 102V100H208V102H207ZM236 99H237V97H236ZM239 99H241V98H239ZM239 99H238V101H239ZM5 100H6V99H5ZM7 100H8V99H7ZM28 100H29V99H28ZM46 100H48V99H46ZM67 100H68V99H67ZM72 100H74V99H72ZM72 100H70V101L72 102ZM80 100H81V99H79V102L77 101L79 104H80V102H83V101H80ZM116 100H117V99H116ZM187 100H188V99H187ZM225 100H226V99H225ZM242 100H243V99H242ZM242 100H240V103H241ZM258 100H260V99L258 98ZM48 101H49V100H48ZM60 101H61V98H60ZM62 101L65 102L64 99H63ZM62 101H61V102H62ZM120 101H122V100H120ZM155 101H156V100H155ZM236 101H237V100H235V102H236ZM238 101H237V103H236V104H237L236 106H238V104H239ZM249 101H250V100H249ZM256 101H257V100H256ZM256 101H255V102H256ZM7 102H8V101H7ZM10 102H11V101H10ZM49 102H50V101H49ZM49 102H47V103H49ZM68 102H69V101H68ZM71 102H70V103H71ZM77 102H75V103H77ZM84 102H85V101H84ZM188 102H189V101H188ZM210 102H211V101H210ZM245 102H247V101H245ZM45 103H46V102H45ZM57 103H60V102L57 101ZM85 103H86V102H85ZM85 103H81V105H79V106H83L82 104H85ZM145 103H146V102H145ZM147 103H149V102H147ZM147 103H146V104H147ZM156 103H157V101H156ZM156 103L154 104L155 106L157 105ZM262 103H263V101H262ZM61 104H62V103H61ZM116 104H119V106H118V105H117V106L120 107V105L122 104V102H121V103H120V102H119V103L116 102ZM151 104H152V103H151ZM180 104H181V101H180ZM180 104L177 105V107L180 106ZM210 104H212V102H211ZM231 104H232V103H231ZM242 104H243V103H242ZM242 104H241V105H242ZM245 104H246L247 108L245 107V105H243L245 108L242 107V111L239 112V113H240V114H238V115H239V119H238V118L235 119V120H236V121L234 120L235 122L231 121V122H233V123H232V126L230 125V128L233 127V124H234L235 127H234V131L230 132V133H232V136H231V138H229L228 142H227L226 145H225V146L229 147V148L226 147L227 150L230 149L232 146H234V144H236V145L241 144V146L244 145V146H246V147H247V146H255V147H257L258 150L262 149V147H263V146H262L263 144L259 143L260 140H258V139H257L258 141H256L255 139L253 140V139H252V136H251V139L249 138L250 140H248V139H246V136L244 135V134H246V132H250V134H252L253 132H252L251 130H252V129L254 130V126H253V128H252V126L249 125L250 122H248L249 120H251L250 118L248 119V117H250V113L248 112V111H250V107H248L247 103H245ZM5 105H6V104H5ZM5 105H4V107H6ZM8 105H9V104H8ZM30 105H31V104H30ZM54 105H55V104H54ZM56 105H57L56 109H59V108H58L59 104H56ZM56 105H55V106H56ZM65 105H69V104H65ZM65 105H64V103H63V106H65ZM114 105H115V104H114ZM129 105H130V104H129ZM152 105H153V104H152ZM152 105H151V106H152ZM154 105H153L152 107H155ZM181 105H182V104H181ZM72 106H73V105H72ZM72 106L69 105V107H71V108L68 107V109H72ZM85 106H86V105H85ZM85 106H83V107H85ZM115 106H116V105H115ZM147 106H148V105H147ZM151 106H150V107H151ZM210 106H211V105H210ZM239 106H240V105H239ZM28 107H29V106H28ZM51 107H54V106H51ZM51 107H50V108H51ZM61 107H62V105H61ZM65 107H66V106H65ZM73 107H74V106H73ZM83 107H82V108L80 107V108H81V111H83V110H82ZM118 107H117V108H118ZM138 107H139V106H138ZM150 107H149V108H150ZM180 107H181V106H180ZM185 107H186V106H185ZM208 107H209V105L207 104V108H208ZM233 107H234V108H233V110H234V109H235V105H234ZM11 108H10V109H11ZM30 108H32V106H31ZM80 108H79V109H80ZM117 108L115 107V109H117ZM124 108L126 109V107H124ZM129 108H130V107H129ZM174 108H175V106H174ZM202 108H203V107H202ZM205 108H206V107L204 106L203 109L205 110ZM207 108H206V109H207ZM221 108H222V106H221ZM221 108H220V109H221ZM223 108H224V107H223ZM238 108H239V110H240L241 106L238 107ZM238 108H237V110H238ZM256 108H257V107H256ZM2 109H4V108H2ZM8 109H9V108H8ZM24 109H27V108L24 107ZM33 109H34V108H33ZM54 109H55V108H54ZM64 109H66V108H64ZM77 109H78V108H77ZM79 109H78V110H79ZM85 109H86V108H85ZM136 109H137V108H136ZM208 109H209V108H208ZM228 109H229V108H228ZM6 110H7V109H6ZM60 110H61V109H60ZM119 110H120V109H119ZM148 110L150 111L151 109H148ZM176 110H177V109H176ZM185 110H186V109H185ZM185 110H184V114H186V113H185V112H186ZM209 110H210V109H209ZM8 111H9V110H8ZM8 111H7V113H8ZM28 111H29V110H28ZM31 111H33V110H31ZM53 111H54V110H53ZM53 111L50 112V109H49L48 113L50 112V114H49L50 116H51L52 114H54ZM56 111H57V110H56ZM58 111H59V110H58ZM62 111H64V110H62ZM116 111L118 112V110H116ZM123 111H124V109H123ZM197 111H195V112H197ZM201 111H202V110H201ZM201 111H199V112H201ZM228 111H229V110H228ZM67 112H68V110L66 111V113H67ZM69 112H71V110H70ZM69 112H68V113H69ZM74 112H75V111H73V113H72L71 115H70V113H69V114L67 115V118H68L69 115H70V116H73V114L76 115L79 111H78L77 113H74ZM83 112H84V111H83ZM85 112H86V111H85ZM114 112H115V110H114ZM117 112H115V113H117ZM143 112H144V111H143ZM174 112H175V110H174ZM187 112H188V111H187ZM205 112H206V110H205ZM208 112H209V111H208ZM225 112H226V110H225ZM230 112L233 113L234 111H230ZM236 112H237V111H236ZM60 113H61V112H60ZM81 113H82V112H79V113H78V116L81 117V115L83 114V113H82V114H81ZM86 113H87V115H88V111H87ZM86 113H85V114H86ZM123 113H126V112L124 111ZM145 113H148L147 109H146V111L144 112V116H145ZM150 113H151V112H150ZM154 113H155V112H154ZM176 113H178V111H177ZM188 113H189V112H188ZM188 113H187V115H189ZM197 113H198V112H197ZM197 113H196V116H200L201 113H199V115H197ZM203 113H204V111H203ZM206 113H207V112H206ZM206 113H205V114H206ZM216 113H217V112H216ZM222 113H223V112H222ZM222 113H220V114L222 115ZM227 113H228V112H227ZM263 113H264V112H263ZM29 114H31V113H29ZM62 114H64V112H63ZM79 114H80V115H79ZM121 114H122V113H121ZM142 114H143V113H142ZM220 114H219V116H220ZM235 114H236V113H235ZM25 115H26V114H25ZM34 115H35V114H34ZM49 115H48V116H49ZM75 115H74V116H75ZM153 115H154V114H152V116H153ZM176 115H177V114H176ZM225 115H226V113H225ZM232 115H233V116H232V118H233L235 115H234V113H233ZM37 116H38V115H37ZM56 116L58 117L59 115H56ZM62 116L64 117V115H62ZM65 116H66V114H65ZM74 116H73V117H74ZM88 116H89V115H88ZM141 116H142V115H141ZM141 116H140V117H141ZM144 116H143V117H144ZM149 116H150V115H149ZM194 116H195V115H194ZM196 116H195V117H196ZM204 116H205V115H204ZM222 116H223V115H222ZM59 117H60V118H59ZM59 117H58V119H56V120H57L56 123L54 122V123H55L54 126H52V127H50V128H47V127H46L47 129H45V132H43L44 134L42 133V134H43V135H42L43 137H42L41 135H39V138H40V139H39L38 145L36 144L37 146L35 147V149H32V150L29 151L27 154L22 155L23 158H22V159H18L19 161L17 160L16 167H13V168H15V169H13V171H11V173H10V171H9V173H10L11 175L8 173V174H7L8 176H6V179H5L6 181H3V182L6 183V185L2 184V187L0 188V203H1V202H4V203H5V202H7L8 200H10V199L13 198V203L11 204V201L9 202V203L11 204V207L14 209L13 212H12V215H14L15 213H16V215H17V213L20 212L19 209H20V207H21V205H22V204H21V199H22V189L27 188L26 186H28V188H30V187H32L33 189L36 188V189H37L36 191L39 190V191H40V194H42L45 198L50 199V203H51V199H52V202H54V201H56L57 198H59V200L62 199L63 202H64V199H65V200H66V199L68 200V197L70 196L69 189L66 187V184H65L66 182H65L64 179H62V165H65L64 163L62 164V162H63V161H64V162L67 161L66 159H68V157H66V159H65L64 156H68V155H65V152H64L65 150L62 151V154H64V155H63V158L65 159V160L62 161L63 158H62L61 153H54V151H55L54 147L56 148V147L59 145L58 143L61 144V141L58 142V141H59V138H60V137H59V135H60L59 133H60V130H61V128H62V125L64 124V120L67 119V118H66V119L62 120L61 116H59ZM73 117H72V118H73ZM76 117H77V116H76ZM80 117H79V118H80ZM120 117H122V116L120 115ZM123 117L125 118L126 116H123ZM130 117H131V116H130ZM143 117H142V118H143ZM173 117H174V115H173ZM180 117H181V115L179 116V118H180ZM182 117H184V116H182ZM189 117H190V116H189ZM195 117H194L193 119H195ZM217 117H218V116H217ZM226 117H229V116L226 115ZM42 118H43V117H42ZM55 118H56V117H55ZM55 118H54V119H55ZM69 118H70V117H69ZM69 118H68V119H69ZM81 118H82V117H81ZM81 118H80V120L84 119L85 116H84V118H82V119H81ZM117 118H118V117H117ZM146 118H147V117H146ZM171 118H172V117H171ZM198 118H200V117H198ZM251 118H252V117H251ZM24 119H25V118H24ZM24 119H23V120H24ZM37 119H38V118H37ZM75 119H76V118H75ZM75 119H74V121H75ZM90 119H91V118H90ZM149 119H150V118H149ZM183 119L185 120V119H187V117H185V118H183ZM183 119H182V121H183ZM193 119H192V120H193ZM196 119H197V118H196ZM196 119H195L194 121H195L196 123H198V120H199V119H197V121H196ZM215 119H216V118H214V120H215ZM217 119H218V118H217ZM225 119H227V118H225ZM225 119L223 118L224 122H225V121H228V119H227V120H225ZM35 120H36V119H35ZM40 120H41V119H40ZM47 120L49 121V118H48ZM78 120H79V119H78ZM116 120H118L119 122H121V119H116ZM155 120H156V119H155ZM173 120H174V119H173ZM180 120H181V118H180ZM192 120L190 119V121H192ZM41 121H42V120H41ZM44 121H45V120H44ZM82 121H83V120H82ZM84 121H86V119H85ZM147 121H148V120H147ZM150 121H151V120H150ZM177 121H179V120H177ZM194 121H193V122H194ZM218 121L220 122V118H219ZM218 121H217V122H218ZM1 122H2V121H1ZM70 122H71V118H70V120H69V124H70ZM80 122H81V121H80ZM86 122H87V121H86ZM123 122H124V121L122 120V123H123ZM179 122H180V121H179ZM183 122H184V121H183ZM188 122H189V120H188ZM195 122H194V123L191 122V123H192V127H193V124H196ZM200 122H201V125H203L204 122L201 121V120H200ZM200 122L198 123L199 125H200ZM202 122H203V123H202ZM212 122H213V121H212ZM215 122H216V121H215ZM215 122H214V123H215ZM221 122H222V121H221ZM221 122H220V123H221ZM224 122H223V123H224ZM251 122H253V119L251 120ZM256 122H257V121H256ZM256 122H255V124H256ZM259 122H260V121H259ZM261 122H263V121H261ZM27 123H28V122H27ZM54 123H53V124H54ZM65 123H66V122H65ZM72 123H73V122H72ZM75 123H76V121H75ZM78 123H79V121H78ZM81 123H83V122H81ZM84 123H85V122H84ZM87 123H88V122H87ZM87 123H86V124H87ZM115 123H117V122H115ZM115 123H114V128H117V127H118V128L120 129L121 127H119V126H116V127H115V125H116ZM124 123H125V122H124ZM138 123H139V122H135L136 126L139 125ZM150 123L152 124V121L149 122V124H150ZM226 123H227V122H225V124H226ZM228 123H229V122H228ZM69 124H67V125H69ZM147 124H148V123H146V125H147ZM153 124H154V123H153ZM182 124H183V123H181V126H182ZM189 124H190V123H189ZM204 124H205V123H204ZM216 124H218V123H216ZM262 124L264 125V123H262ZM65 125H66V124H65ZM76 125H77V123H76ZM76 125H75V126H76ZM78 125H79V124H78ZM82 125H83V124H82ZM84 125H85V124H84ZM100 125H101V124H100ZM100 125H99V127H100ZM117 125H118V123H117ZM119 125L121 126V124H119ZM124 125H125V124H124ZM185 125H186V124H185ZM185 125H184V127H185ZM199 125H198V126H199ZM201 125H200V126H201ZM220 125H221V124H220ZM223 125H224V124H223ZM251 125H253V123H252ZM70 126L72 127V124H71ZM70 126H69V127H70ZM102 126H103V125H102ZM125 126H126V125H125ZM178 126H179V124H178ZM188 126H189V125H188ZM198 126H196V127H194V128L197 129ZM213 126H214V128H215V127H216V128L219 127V126H217V125H215V124H214ZM226 126L228 127V125H225V126H223L222 128L225 129ZM249 126H250V127H249ZM77 127H79V129H78V133H77V132H76V133L79 134V132H82V130L80 131V126H77ZM83 127H84V126H83ZM85 127H87V126H85ZM131 127H132V126H131ZM134 127H135V126H134ZM143 127H144V126H143ZM146 127H148V128H147L148 130H147V129H144V130H142V131H147V132H149V129H151L150 126L148 125V126H146ZM210 127H211V126H210ZM210 127H209V128H210ZM224 127H225V128H224ZM81 128H82V127H81ZM101 128H102V127H101ZM107 128H108V126H107ZM124 128H125V127H124ZM135 128H136V127H135ZM144 128H145V127H144ZM185 128H186V127H185ZM194 128H193V129H194ZM205 128H206V126H205ZM230 128H229V129H230ZM250 128H251V130H250V131H247V130H249ZM262 128H263V127H262ZM20 129H21V128H20ZM20 129H19V130H20ZM75 129H76V128H75ZM82 129H83V130L86 129V130H85L86 132L88 131L87 128H82ZM105 129H106V126H105ZM105 129H103V130H105ZM122 129H123V128H122ZM122 129H120V130L122 131ZM153 129H154V128H152L151 130H153ZM189 129H191V128H189ZM193 129H192V130H193ZM196 129H194V130H196ZM200 129H201V128H200ZM203 129H204V128L202 127V130H203ZM257 129H258V128H257ZM19 130H18V132H19ZM120 130L117 131V129H116L117 132H121ZM135 130H136V129H135ZM135 130H134V131H135ZM151 130H150V131H151ZM154 130H155V129H154ZM182 130H183V129H182ZM192 130H189V131H186V132L189 133V132L192 131ZM217 130L222 131L221 128H220V129H219V128H218V129H215L216 132H217ZM226 130H227V129H226ZM230 130H231V129H230ZM258 130L260 131V128H259ZM258 130H257V132H258ZM13 131H15V129H14ZM69 131H70V130H69ZM69 131H68V132H69ZM111 131H113V129H112ZM203 131H204V130H203ZM206 131H207V130H206ZM215 131H214V132H215ZM220 131H218V133H219ZM223 131H224V130H223ZM227 131H228V130H227ZM0 132H1V131H0ZM66 132H67V131H66ZM70 132H71V131H70ZM74 132H75V131H74ZM117 132H116V133H117ZM136 132H137V131H136ZM138 132H139V131H138ZM195 132H196V131H195ZM195 132L193 131V136L195 135V134H194ZM209 132H210V131H208V133H209ZM225 132H226V131H224L223 134H224ZM260 132H261V131H260ZM19 133H21V131H20ZM39 133H40V132H39ZM61 133L63 134L64 132L61 131ZM72 133H73V132H72ZM83 133L85 134L84 131H83ZM103 133H104V132H103ZM122 133H123V132H122ZM122 133H121V134H122ZM190 133H191V132H190ZM204 133H205V132H204ZM208 133H207V135H208ZM221 133H222V132H220L219 135H221ZM254 133H255V132H254ZM40 134H41V133H40ZM64 134H65V133H64ZM66 134H67V133H66ZM66 134H65V135H66ZM73 134H75V133H73ZM84 134H83V135H84ZM104 134H105V133H104ZM136 134H137V133H136ZM136 134H135V135H136ZM144 134H147V133H144ZM149 134H150V133H149ZM201 134H202V131H201ZM212 134H213V133H212ZM216 134H217V133H216ZM223 134H222V136H223ZM225 134H227V133H225ZM241 134H242V136H241ZM0 135H1V134H0ZM23 135H24V133H23ZM65 135H64V136L62 135L61 137H65ZM71 135H72V134H71ZM81 135H82V134H81ZM102 135H103V134H102ZM102 135H101V136H102ZM122 135H123V134H122ZM124 135H125V134H124ZM133 135H134V132H133ZM139 135H140V133H139ZM152 135H153V133H152ZM185 135H186V134H185ZM185 135H184V136H185ZM210 135H211V132H210ZM233 135H235V136H233ZM254 135H255V137H256V134H254ZM258 135H259V134H257V136H258ZM3 136H5V135H3ZM66 136H68V138H70L69 135H66ZM154 136H155V134H154ZM182 136H183V135H182ZM190 136H192V135H190ZM193 136H192V137H193ZM196 136H197V135H196ZM213 136H214V134H213ZM222 136L220 137V140H219V141H222V142H223V140H224L225 137L223 136L224 138H223V140H221ZM227 136H228V135H226V137H227ZM260 136H261V134H260ZM260 136H259V137H260ZM1 137H2V136H1ZM21 137H22V136H21ZM93 137H94V136H93ZM102 137H103V136H102ZM124 137H126V136H124ZM124 137H122V138H124ZM133 137H134V136H133ZM133 137H132V138H133ZM137 137H138V135H137ZM148 137H149V135H148ZM151 137H152V136H151ZM186 137H189V134L186 135ZM203 137H204V135L202 136V138H203ZM205 137H206V136H205ZM205 137H204V140H205ZM253 137H254V136H253ZM255 137H254V138H255ZM8 138H9V136H8ZM14 138H15V137H14ZM76 138H78V137H76ZM87 138H88V137H87ZM87 138H86V141H87ZM103 138H104V137H103ZM103 138H102V139H103ZM109 138H111V137L109 136ZM112 138H113V137H112ZM114 138H115V137H114ZM134 138H135V137H134ZM139 138H140V136H139ZM153 138H154V137H153ZM155 138H156V137H155ZM155 138H154V139H155ZM182 138H183V137H182ZM209 138H210V137H209ZM209 138H207V139H209ZM214 138H215V136H214ZM1 139H3V138H1ZM61 139H62V138H60V140H61ZM64 139H65V138H64ZM72 139H73V136H72ZM74 139H75V138H74ZM83 139H85V138L83 137ZM83 139L81 138L80 141H79V143H80V142H85V140L83 141ZM100 139H101V138H100ZM124 139H125V138H124ZM135 139H136V138H135ZM150 139H151V138H150ZM183 139H185V138H183ZM188 139H189V138H188ZM188 139L186 138L185 141L187 142V144L190 145L191 141L188 140ZM198 139H199V136H198ZM207 139H206V140H207ZM211 139H213V138H211ZM216 139H219V137H216ZM230 139H231V140H230ZM8 140H9V139H8ZM37 140H38V139H37ZM37 140H36V141H37ZM67 140H68V139H67ZM104 140H105L104 142H102V141H101V142H102V143H105V142H106V139H104ZM122 140H123V139H122ZM133 140H134V139H133ZM139 140H140V139H136V140H135L136 143H137ZM142 140H143V138H142ZM151 140H152V139H151ZM155 140H156V139H155ZM195 140H196V139H195ZM202 140H203V139H202ZM3 141H4V140H3ZM3 141H2V142H3ZM64 141H66V140H64ZM68 141H69V140H68ZM72 141H73V140H72ZM135 141H133V142H135ZM189 141H190V142H189ZM199 141H201V140L199 139ZM208 141H210V140H208ZM208 141H207V143H208ZM212 141H213V140H212ZM219 141H218V142H219ZM7 142H8V141H7ZM7 142H6V143H7ZM77 142H78V141L76 140L75 143H77ZM116 142H118L119 144H117ZM131 142H132V141H131ZM133 142H132V143H133ZM140 142L142 143V141H140ZM140 142H139V143H140ZM144 142H145V141H144ZM155 142H156V141H155ZM155 142H154V143H155ZM181 142H182V143L179 145V147H181V145L183 144V141H181ZM186 142H185V143H186ZM188 142H189V143H188ZM205 142H206V141H205ZM205 142H203V143L205 144ZM214 142H215V140H214ZM34 143H35V142H34ZM36 143H37V142H36ZM85 143H86L85 146H87V142H85ZM107 143H108V144H107ZM139 143H138V144H139ZM141 143H140V144H141ZM150 143H151V142H150ZM179 143H180V142H179ZM185 143H184L183 145H185ZM215 143H217V142H215ZM64 144H65V145H64V148H63V149H68L67 146H66V143H64ZM68 144H70V147H71L72 142H71V143H68ZM83 144H84V143H83ZM100 144H101V143H100ZM120 144H121V143H120L119 141H115L114 139H107L106 144H104L105 146L108 145V147H110V149H111V150L108 151L109 153L107 154V155H109V157H108V162L110 161L111 163H109V164H111V165H113V164L116 165L115 163H116L117 160L114 159V156H117V155H115L117 152L115 151V148H117V145H120ZM134 144H135V143H134ZM151 144H152V143H151ZM151 144H150V145H151ZM156 144H157V143H156ZM187 144L185 145L186 147H187ZM195 144H196V142H195ZM199 144H200V143H199ZM201 144H202V143H201ZM201 144H200V145H201ZM204 144H203V147H204ZM221 144H222V143H221ZM3 145H4V144H3ZM80 145H81V144H80ZM80 145H79V146H80ZM192 145H193V144H192ZM206 145H207V144H206ZM210 145H211V144H210ZM215 145H216V144H215ZM217 145H218V144H217ZM217 145H216V146H217ZM223 145H224V144H223ZM256 145H257V146H256ZM59 146H60V145H59ZM59 146H58V147H59ZM65 146H66V147H65ZM77 146H78V143H77ZM77 146L75 145V147H77ZM129 146H130V144H129ZM132 146H134V145H132ZM136 146H137V145L135 144L134 147H136ZM153 146H154V144H153ZM213 146H214V145H213ZM219 146H220V145H219ZM244 146H243V147H244ZM58 147H57V148H58ZM60 147H61V146H60ZM62 147H63V146H62ZM73 147H74V146H73ZM81 147L83 148V146H81ZM118 147H119V146H118ZM120 147H121V145H120ZM120 147H119V148H120ZM154 147H156V145H155ZM183 147H184V146H183ZM186 147H185V148H186ZM205 147H206V146H205ZM205 147H204V149H205ZM210 147H211V146H210ZM246 147H245V148H242V147H241V148H242V149H246ZM2 148H3V146H2ZM32 148H33V147H32ZM57 148H56V150H57ZM79 148H80V147H79ZM102 148H103V146H102ZM119 148H118V149H119ZM130 148H131V146H130ZM156 148H157V147H156ZM185 148H183V150H184ZM208 148H209V147H207V150H208ZM214 148H215V147H214ZM214 148H212V150H211L212 153L214 152V150H213ZM217 148H218V147H217ZM219 148H220V147H219ZM223 148H225V147H223ZM223 148L221 147V150H222ZM226 148H225V149H226ZM236 148H237V146H236ZM249 148H250V147H248V149H249ZM104 149H106V147H105ZM135 149H138V148L136 147ZM139 149H142V148H139ZM139 149H138V150H139ZM146 149H147V148H146ZM188 149H189V147H188ZM188 149H185V151L188 150ZM232 149H234V148H232ZM248 149H246V150H248ZM58 150H60V149H58ZM69 150H70V149H69ZM81 150H82V149H81ZM85 150H86V147H85V149H84L83 151L85 152ZM113 150L116 152L115 154H114V151H113ZM116 150H117V149H116ZM132 150H133V148H132ZM183 150H181V152H182ZM205 150H206V149H205ZM227 150H226V151H227ZM249 150H251V149H249ZM255 150H256V149H255ZM45 151H47V153H48V151H51L50 153H52V154H51L52 157L48 158V155H47L46 158H48V160H49V159H51V160H50V163H49L48 168L45 169V170H43L44 168H42V167H43L44 165L42 166V164H40V163H42L43 161L40 162V163H39L38 161H39V157H40V155L43 154V152H45ZM66 151H67V150H66ZM74 151H75V150H74ZM76 151H77V150H76ZM76 151H75V152H76ZM83 151H82V152H83ZM117 151H118V150H117ZM136 151H137V150H136ZM140 151H141V150H140ZM144 151H145V150H144ZM144 151H142V153H143ZM155 151H156V150H155ZM155 151H154V152H155ZM185 151H183V153H185ZM188 151H189V150H188ZM201 151H202V148H201V150H200L199 152L202 153ZM208 151H209V150H208ZM222 151H223V150H222ZM222 151H221V152H222ZM234 151H236V149H235ZM55 152H56V151H55ZM60 152H61V151H60ZM106 152H107V150H106ZM118 152H119V151H118ZM133 152H134V151H133ZM138 152H139V151H138ZM138 152H137V153H138ZM147 152H148V150H147ZM147 152L144 153L146 156L148 155ZM156 152H157V151H156ZM156 152H155L154 154H155V155H158V154H156ZM158 152H159V151H158ZM204 152H205V151L203 150V153H204ZM221 152H220V154H221ZM228 152H229V150H228ZM249 152H250V151H249ZM251 152H252V151H251ZM251 152H250V153H251ZM262 152H263V151H262ZM262 152H261V153H262ZM25 153H26V152H25ZM50 153H49V154H50ZM68 153H69V152H68ZM77 153H81V151H79V152H77ZM112 153H113V154H112ZM137 153H136V155L140 154V153H138V154H137ZM148 153H149V152H148ZM183 153H181V154L183 155ZM236 153H239V151L237 150ZM240 153L242 154V152H240ZM244 153H246V152H244ZM250 153H249V154H250ZM261 153H260V154H261ZM263 153H264V152H263ZM20 154H21V153H20ZM83 154H84V153H83ZM159 154H160L159 156L162 155L160 152H159ZM222 154H223V153H222ZM226 154L228 155V153H226ZM230 154H233V152H231ZM247 154H248V153H247ZM251 154H252V153H251ZM256 154L260 156V154H258V153H256ZM256 154L254 153L255 156H256ZM45 155H46V154H45ZM74 155H75V154H74ZM132 155H134V153H132ZM136 155H134L133 157L136 158V157H140V156H141V154H140V156H139V155L136 156ZM184 155H185V154H184ZM202 155H203V154H202ZM204 155H205V154H204ZM206 155H207V154H206ZM210 155H212V154L210 153ZM210 155H209V152H208V156H210ZM245 155H246V154H244V156H245ZM261 155H262V154H261ZM17 156H18L17 158H20L19 155H17ZM42 156H43V155H42ZM42 156H41V157H42ZM84 156H85V155H83V157H84ZM149 156H150V154H149ZM149 156H148V157H149ZM162 156H163V155H162ZM185 156H186V155H185ZM223 156H224V155H223ZM232 156H233V155H232ZM250 156H252V155H250ZM262 156H263V155H262ZM14 157H16V156H14ZM74 157H75V159H76V155L73 156V158H74ZM80 157H81V156H80ZM131 157H132V156H131ZM144 157H145V156H144ZM225 157H227V156H225ZM17 158H16V159H17ZM84 158H85V157H84ZM135 158H134V160H135ZM150 158H151V159H150ZM160 158H161V157H160ZM200 158H201V154H200ZM210 158H212V156H211ZM210 158H209V160H210ZM227 158H228V157H227ZM227 158H226V159H227ZM238 158H239V157H238ZM241 158H242V157H241ZM243 158H244V157H243ZM247 158H248V157H247ZM247 158L245 157L244 160L247 161V160H246ZM259 158H260V157H259ZM259 158H256V159H259ZM69 159H70V158H69ZM71 159H72V158H71ZM71 159H70V160H71ZM81 159H82V158H81ZM81 159H79V160H81ZM106 159H107V158H106ZM137 159H138V158H137ZM137 159H136V160H137ZM139 159H140V158H139ZM149 159H150V161H152V162H150V164H151V163H154V162L156 161L155 157H153V158H152V157H149ZM181 159L185 160L184 157L181 158ZM218 159H219V158H218ZM260 159H262V158H260ZM13 160H15V158H14ZM70 160H69V161H70ZM73 160H74V159H73ZM73 160H71V161L73 162ZM114 160H115V163H114ZM131 160H132V158H131ZM144 160H145V158H144ZM147 160H148V158H147ZM147 160L144 161V162H149V161H147ZM183 160H182V161H183ZM196 160H197V158H196ZM236 160H237V159H236ZM251 160H252V159H251ZM253 160H255V159L253 158ZM71 161H70V162H71ZM83 161H84V160H83ZM139 161H141V160H139ZM157 161L159 162V160H157ZM237 161H238V160H237ZM245 161H244V162H245ZM15 162H16V161H15ZM15 162H14V163H15ZM77 162H78V159L75 160V161L73 162L72 166L75 165ZM112 162H113V164H112ZM158 162H157V163H158ZM207 162H208V161H207ZM218 162L220 163V161L218 160L216 164H218ZM224 162H225V161H224ZM251 162H252V161H251ZM259 162H260V161H259ZM261 162H262V161H261ZM80 163H81V165L83 164V162H80ZM80 163H79V164H80ZM159 163H164V162H163V161H160ZM159 163H158V164H159ZM195 163H196V162H195ZM225 163H227V162H225ZM254 163H255V162H254ZM257 163H258V160H257ZM257 163H255V164H257ZM43 164H44V163H43ZM47 164H48V162H47ZM47 164H46V165H47ZM70 164H71V163H70ZM79 164H78V165H79ZM97 164H98V163H97ZM130 164H131V163H130ZM144 164H146V163H144ZM150 164H149V165H150ZM154 164H155V163H154ZM158 164H157V165H158ZM233 164H234V163H233ZM233 164H232V165H233ZM13 165H14V164H13ZM157 165H154V167L156 166V170H158L157 167L159 166V165H158V166H157ZM204 165H206V164H205V161H204ZM223 165H224V164H223ZM234 165H236V164H234ZM250 165H252V164H250ZM261 165H262V164H261ZM66 166H68V165H66ZM76 166H77V165H76ZM117 166H118V163H117ZM152 166H153V165H152ZM152 166L150 165V168H151ZM160 166H161V165H160ZM160 166H159V167H160ZM182 166H183V165H182ZM214 166H215V165H214ZM216 166H218V165H216ZM225 166H226V165H225ZM236 166H237V165H236ZM236 166H233V167L230 166V168H231V167H232V168H234V167L236 168ZM243 166H245V165H243ZM252 166H253V165H252ZM259 166H260V165H259ZM263 166H264V165H263ZM63 167H64V166H63ZM84 167H85V166H84ZM154 167H153L152 169H154ZM197 167H198V166H197ZM200 167H201V165H200ZM219 167H220V166H219ZM238 167H239V166H238ZM246 167H247V165H246ZM254 167H256V166H254ZM118 168H119V167H118ZM120 168H121V167H120ZM140 168H142V166H141ZM182 168H183V167H182ZM215 168H216V167H215ZM232 168H231V169H232ZM235 168H234V171H236L235 174H236L237 177H238V176H240V174H237V172H238L239 169H238V168L235 169ZM242 168H244V167H242ZM247 168H248V167H247ZM247 168H246V169H247ZM252 168H253V167H252ZM252 168H251V169H252ZM63 169H64V168H63ZM113 169H114V168H112V170H113ZM143 169H145V168L143 167ZM143 169H142V170H143ZM196 169H198V168H196ZM204 169H205V168H204ZM244 169H245V168H244ZM257 169H258V167H257ZM260 169H261V168H260ZM11 170H12V168H11ZM65 170H66V169H65ZM74 170H75V169H73V171H74ZM83 170H84V169H83ZM110 170H111V169H110ZM110 170H109V172H110ZM114 170H115V169H114ZM114 170H113V171H114ZM116 170H117V167H116ZM119 170H120V169H119ZM129 170H130V169H129ZM156 170H153V171H156ZM162 170H163V169H162ZM198 170L200 171V169H198ZM198 170H197V171H198ZM201 170L203 171V169H201ZM213 170H214V168H213ZM215 170H216V169H215ZM217 170H219V169L217 168ZM232 170H233V169H232ZM63 171H64V170H63ZM113 171L110 172V173H113ZM143 171H145V170H143ZM150 171H151V170H150ZM153 171H151V173H152ZM193 171H194L195 174H196V170H193ZM250 171H252V170H250ZM257 171H258V170H257ZM257 171H256V172H257ZM74 172H76V170H75ZM115 172H116V171H115ZM181 172H182V171H181ZM212 172H213V171H212ZM222 172H223V171H222ZM245 172H246V171H245ZM259 172H260V171H259ZM261 172H263V169L261 170ZM70 173H71V172H70ZM70 173H69V174H70ZM77 173H78V172H77ZM83 173H84V172H83ZM167 173H168V172H167ZM217 173H219V172H217ZM223 173H224V172H223ZM223 173H222V174H223ZM230 173H231V172H230ZM238 173H240V171H239ZM247 173H249V170H248ZM247 173H246V174H247ZM257 173H258V172H257ZM257 173H254L253 177H254V176L256 177L255 174H257ZM107 174H109L108 171H107ZM114 174H115V173H114ZM119 174H120V173H119ZM135 174H136V173H135ZM135 174H134V175H135ZM138 174L141 175V173H139V170H138V173L136 174V176H138ZM149 174H150V173H149ZM156 174H158V173L155 172V175H156ZM215 174H216V173H215ZM232 174H234V173H232ZM241 174H242V173H241ZM258 174H259V173H258ZM9 175H10V176H9ZM116 175H118V172H117ZM144 175H145V174H144ZM226 175H227V174H226ZM229 175H230V174H229ZM236 175H235V176H236ZM243 175H244V174H243ZM260 175H262V174H260ZM260 175H259V176H260ZM191 176H192V175H191ZM202 176H203V174H202ZM232 176H233V175H232ZM232 176H231V177H232ZM235 176H233V177H235ZM76 177H78V176H76ZM76 177H74V178H76ZM111 177H112V176H111ZM134 177H135V176H134ZM237 177H236V178H237ZM253 177L251 176L252 179H255V178H253ZM261 177H262V176H261ZM263 177H264V176H263ZM74 178H72V180H74ZM82 178H83V177H82ZM149 178H150V177H149ZM149 178H148V179H149ZM214 178H215V177H214ZM214 178H213V179H210V183L212 182V183L210 184V186H211L212 184H216V183H214L213 181L217 182V181H216L217 179L214 180ZM257 178H259V177H257ZM78 179H79V178H78ZM134 179H135V178H134ZM144 179H145V178H144ZM148 179H146L147 182L149 181ZM199 179H200V178H199ZM229 179H232V178H229ZM233 179H234V178H233ZM233 179H232L231 183L233 182ZM243 179H244V178H243ZM252 179H251V180H252ZM81 180H82V179H81ZM131 180H132V179H131ZM155 180H156V179H155ZM224 180H225V179H224ZM237 180H238V179H237ZM150 181H151V179H150ZM226 181H228V179H226ZM226 181H223L222 183H226ZM229 181H230V180H229ZM253 181H255V180H253ZM253 181H251V182H252V183H255V182H253ZM134 182H135V181H134ZM137 182H138V181H137ZM137 182H136V183H137ZM144 182H145V181H144ZM151 182H152V181H151ZM151 182H150V183H151ZM187 182H189V181H187ZM199 182H201V181H198L197 185L199 184ZM237 182H238V181H237ZM251 182L249 181V183H251ZM73 183H74V182H73ZM130 183H133V181H132V182L130 181ZM136 183H135V184H136ZM139 183H140V182H139ZM152 183H153V182H152ZM156 183H157V182H156ZM234 183H235V185H236V180H234ZM234 183H232V185H229L228 188H229L230 190H228V192L233 190V188L235 187V186H233ZM259 183H261V182H259ZM263 183H264V182H263ZM128 184H129V182H128ZM142 184H143V183H142ZM145 184H146V183H145ZM154 184H155V183H154ZM195 184H196V183H195ZM207 184H208V183H207ZM242 184H243V183H242ZM246 184L248 185V183H246ZM255 184H257V182H256ZM3 185H4V186H3ZM23 185L25 186V188H22ZM87 185H88V183H87ZM90 185H91V184H90ZM110 185H111V184H110ZM110 185H109V186H110ZM129 185L132 187L134 184H133V185L129 184ZM129 185H128V186H129ZM201 185H202V184H201ZM224 185H225V184H224ZM224 185H223V186H224ZM261 185H262V184H261ZM29 186H30V187H29ZM140 186H141V185H140ZM142 186H143V185H142ZM144 186H146V185H144ZM149 186L151 187V185H149ZM156 186L158 187L157 184H156ZM156 186L154 185V187H156ZM198 186H199V185H198ZM198 186H197V187H198ZM202 186H203V185H202ZM216 186H217V185H216ZM230 186L233 187V188L231 189ZM257 186H258V185H257ZM78 187H79V186H78ZM78 187L76 188V190L78 189ZM91 187H93V186H91ZM91 187H90V188L88 187L89 190L91 189L90 191H92L93 188H95L96 186L93 187V188H91ZM197 187H196V189H197ZM212 187H213V186H212ZM212 187H211V188H212ZM217 187H219V185H218ZM221 187H222V186H221ZM240 187H243V186L241 185ZM252 187L255 188V185H252ZM260 187H261V186H260ZM262 187H264V185H262ZM18 188H19L20 190H18ZM32 188H31L30 190H32ZM110 188H111V187H110ZM144 188L146 189V187H144ZM148 188H149V187H148ZM148 188H147V189H148ZM152 188H153V187H152ZM152 188H151V189H152ZM186 188H187V187H186ZM213 188L216 189L215 186H214ZM225 188H226V187H225ZM236 188H237V186H236ZM247 188H248V187H247ZM48 189H50L51 191L49 190V191H50V195L47 196V194H48L47 190H48ZM79 189L81 190V188H79ZM140 189H143V187L140 188ZM157 189H158V188H157ZM157 189L155 188V193H154L155 195L151 196V197H153V199H154V197L158 194V193L156 192V191H158ZM209 189H210V187H209ZM217 189H218V188H217ZM217 189H216V191H217ZM248 189H249V188H248ZM248 189H247V190H248ZM250 189H252V191H254L253 188H250ZM257 189H259V188H257ZM28 190H29V189H28ZM87 190H88V189H87ZM109 190H110V189H109ZM135 190H136V188H135ZM138 190H139V189H138ZM143 190H144V189H143ZM143 190H142V191H143ZM234 190H235V189H234ZM234 190H233V191H234ZM242 190H243V192H242V191H241V192L239 191V192H240V194L243 193V196H244V198L246 197V198H245V200H246L248 196H245V192H246L247 190H246V189H245V191H244V189H242ZM33 191H35V190H33ZM85 191H86V190H85ZM136 191H137V190H136ZM146 191H147V190H146ZM153 191H154V189H153ZM171 191H172V190H171ZM197 191H198V190H197ZM213 191H214V190H213ZM235 191H237V189H236ZM235 191H234V192H235ZM250 191H251V190H250ZM252 191H251V193H252ZM260 191H261V190H259V192H260ZM169 192H170V191H169ZM237 192H238V191H237ZM247 192H248V191H247ZM247 192H246V193H247ZM254 192H255V191H254ZM257 192H258V190H257ZM259 192H258V193H259ZM24 193H26L25 190H24ZM36 193H37V192H36ZM38 193H39V192H38ZM75 193H76V192H75ZM137 193H138V192H137ZM140 193H141V191H140ZM148 193H151V192H148ZM156 193H157V194H156ZM192 193H193V192H192ZM195 193H196V192H195ZM204 193H205V192H204ZM210 193H211V190H210ZM210 193L208 192L207 194H210ZM212 193H213V192H212ZM230 193L233 194V192H230ZM235 193H236V192H235ZM73 194H74V193H73ZM89 194H90V193H89ZM92 194H93V191H92ZM92 194H91V195H92ZM135 194H136V193H135ZM135 194H134V195H135ZM141 194H142V193H141ZM144 194L146 195L145 192H144ZM152 194H153V193H152ZM152 194H151V195H152ZM207 194H206V195H207ZM231 194H230V195H231ZM254 194H255V193H254ZM262 194H263V193H262ZM68 195H69V196H68ZM81 195H82V194H81ZM81 195L79 194L80 197H82ZM83 195H84V194H83ZM136 195H137V194H136ZM138 195H139V193H138ZM158 195H159V194H158ZM190 195H191V194H190ZM211 195H213V194H211ZM211 195H208V196H211ZM227 195H228V194H227ZM227 195H226V196H227ZM251 195H252V194H251ZM255 195H256V194H255ZM46 196H47V197H46ZM71 196H72V195H71ZM101 196H102V195H101ZM132 196H133V195H132ZM142 196H143V195H142ZM191 196H192V195H191ZM239 196H240V195H239ZM239 196H238V197H239ZM243 196H242V197H243ZM252 196H253V195H252ZM252 196H250V197H252ZM259 196H261V195L253 196L254 200H255V199H258ZM40 197H41V195H40ZM90 197H91V196H89L88 198H90ZM96 197H97V196H96ZM133 197H134L135 202H136V198H135V196H133ZM133 197H131V198L133 199ZM144 197H145V196H144ZM157 197H158V196H157ZM213 197L215 198V196L209 197V200H211L210 198H213ZM263 197H264V196H262V198H263ZM25 198H26V195H25ZM55 198H56V199H55ZM71 198H74V199H75L74 195H73V197H71ZM77 198H78V197H77ZM82 198L84 199V196H83ZM88 198H87V200H88ZM92 198H94V196H93ZM92 198H91V199H92ZM141 198H142V197H141ZM158 198H159V197H158ZM168 198H170V197H168ZM193 198H194V197H193ZM217 198H218V197H217ZM259 198H261V197H259ZM53 199H55V200H53ZM78 199H79V198H78ZM80 199H81V198H80ZM85 199H86V198H85ZM134 199H133V202H134ZM139 199H140V198H139ZM151 199H152V198H151ZM151 199H149V200H151ZM183 199H184V198H183ZM205 199H206V198H205ZM231 199H232V198H231ZM236 199H237V198H236ZM236 199L234 200V196H233V201H234L235 206H236V202L238 201V200L236 201ZM248 199H249V198H248ZM62 200H61L60 202H62ZM87 200H85V201H87ZM104 200H105V199H104ZM119 200H120V199H119ZM142 200H143V198H142ZM147 200H148V199H147ZM167 200H168V199H167ZM245 200H244V201H245ZM263 200H264V199H262L261 201H263ZM85 201H83V202H85ZM93 201H94V200H93ZM129 201H130V200H129ZM131 201H132V200H131ZM131 201H130V203H131ZM138 201H139V200H138ZM193 201H194V200H193ZM206 201H207V202H206ZM211 201H213V199H212ZM233 201H231V202H233ZM235 201H236V202H235ZM67 202H68V201H67ZM71 202L73 203V201H71ZM80 202H81V201L79 200V203H80ZM89 202H90L91 204H93L92 201H89ZM118 202H119V201H118ZM205 202L208 203V199H206ZM209 202H210V201H209ZM225 202H226V201H225ZM227 202H229V201H227ZM231 202L228 203V205H229V206L227 207L228 209H229L230 206H231V204H230ZM252 202H253V201H252ZM252 202H251V203H252ZM55 203H56V202H55ZM55 203H54L53 205H55ZM69 203H70V201H69ZM69 203H68V204H69ZM74 203H75V202H74ZM76 203H77V202H76ZM79 203H78V204H79ZM85 203H86V202H85ZM113 203H116V202L114 201ZM113 203H112V204H113ZM119 203H120V202H119ZM141 203H143V202L141 201ZM141 203H140V204H141ZM149 203H150V202H149ZM168 203H170V202L168 201ZM191 203H192V202H190V204H191ZM246 203H247V202H246ZM255 203H256V202H255ZM258 203H259V200H258ZM258 203H257V204H258ZM2 204H3V203H2ZM68 204H67V205H68ZM152 204H154V203H152ZM152 204H151V206H152ZM208 204H209V203H208ZM225 204H226V203H225ZM260 204H261V203H260ZM4 205H5V204H4ZM57 205H58V204H57ZM62 205H63V204H62ZM75 205H76V204H75ZM80 205H81V203H80ZM86 205L89 206L90 204L87 203ZM114 205H115V204H113L112 207H114L115 210H116V207H115ZM126 205H127V204H126ZM126 205H125V206H126ZM149 205H150V204H149ZM216 205H217V204H216ZM232 205H233V204H232ZM251 205H254V204L252 203ZM8 206H9V205H8ZM51 206H52V205H51ZM63 206H64V205H63ZM71 206H72V205H71ZM71 206H70V207H71ZM94 206H95V205H94ZM116 206H118V205H116ZM130 206H132V205H130ZM130 206L128 205V209H129ZM142 206H143V205H142ZM144 206H145V205H144ZM188 206H189V205H188ZM209 206H210V205H208V207H209ZM212 206H213V205H212ZM226 206H227V205H226ZM23 207H24V206H23ZM27 207H30V205L27 206ZM59 207H61V205H60ZM70 207H69V208H70ZM100 207H101V206H100ZM166 207H167V206H166ZM203 207H206V206L203 205ZM208 207H206V209H207ZM238 207H239V206H238V203H237V208H238ZM251 207H252V206H251ZM251 207H250V208H251ZM262 207H263V206H262ZM262 207H261V208H262ZM7 208H8V207H7ZM43 208H44V206H43L42 208H41V206H40V207H39V206H36V207H35V210H30V211H32V212L28 215V217H27V219H26V226L23 228V230H24V229H26V230H27V229H30V227L37 228L38 230H39V229H42V226H44V225H42V222H41L40 220H37V217L40 216V215L42 214V212H43ZM54 208H55V207L52 206V207L47 208L45 211H46V214L48 213L49 218H51V220L54 222V230H55V229L60 228V225H59L60 222H59V220L57 219L56 210H55ZM63 208H64V207H63ZM74 208H76V206H75ZM89 208L91 209L92 206L90 205ZM95 208L98 209L97 205L95 206ZM118 208H119V207H118ZM124 208L126 209L127 207H124ZM136 208H137V207H136ZM136 208H135V209H136ZM141 208H142V207H141ZM146 208H148V207H146ZM156 208H157V206H156ZM156 208H154V209H156ZM188 208H189V207H188ZM209 208H210V207H209ZM231 208H232V206H231ZM233 208H235V207H233ZM254 208H256V206H254ZM263 208H264V207H263ZM44 209H45V208H44ZM56 209H57V208H56ZM78 209H79V210L75 209V211L77 210L78 213H81L80 210L85 209V206H84V207H83V206L78 207ZM112 209H113V208H112ZM125 209H124V210H125ZM143 209H144V208H143ZM148 209H149V208H148ZM204 209H205V208H204ZM206 209H205V214L207 213ZM57 210H58V209H57ZM60 210H61V209H60ZM72 210H73V208H72ZM85 210H86V209H85ZM109 210H111V209H109ZM113 210H114V209H113ZM113 210H112V211H113ZM126 210H127V209H126ZM137 210H138V209H137ZM146 210H147V209H146ZM146 210H145V211H146ZM158 210H159V209H158ZM163 210H164V209H163ZM191 210H192V209H191ZM230 210H231V209H230ZM232 210H233V209H232ZM234 210H235V209H234ZM258 210H259V208L257 209V211H258ZM45 211H44V212H45ZM77 211H76V212H77ZM79 211H80V212H79ZM112 211H111V213H112ZM130 211H131V210H130ZM148 211L150 212V210H147L146 212H148ZM151 211H152V209H151ZM226 211H227V209H226ZM226 211H223V214H224V212H226ZM237 211H238V210H236L234 213H237ZM263 211H264V210H263ZM263 211H262V212H263ZM44 212H43V213H44ZM70 212H71V210H69V213H70ZM82 212H83V211H82ZM87 212H88V211H87ZM91 212H93V211H91ZM91 212H90V213H91ZM117 212H118V211H117ZM117 212H115V213H117ZM125 212H126V211H124L123 213H125ZM132 212H134V211H132ZM154 212H155V211H154ZM156 212H157V211H156ZM251 212H252V211H251ZM6 213H8V212H6ZM63 213H64V212H63ZM88 213H89V212H88ZM109 213H110V212H109ZM127 213L129 214V211H128ZM142 213H143V212H142ZM142 213H141V214H142ZM158 213H159V212H158ZM221 213H222V211H221ZM221 213H220V214H221ZM228 213H229V212H228ZM231 213H232V211H231ZM260 213H261V212H260ZM73 214H74V212H73ZM76 214H77V213H76ZM125 214H126V213H125ZM141 214H140V215H141ZM143 214H144V213H143ZM153 214H154V216H155V213H153ZM183 214H184V213H183ZM187 214H188V213H187ZM187 214H185V215L187 216ZM205 214H204V215H205ZM208 214H209V213H208ZM255 214H256V213H255ZM8 215H9V214H8ZM67 215H68V213H67ZM78 215H81V214H78ZM83 215H84V214H82V216H83ZM138 215H139V214H138ZM138 215H137V216H138ZM145 215H146V214H145ZM147 215H148V213H147ZM151 215H152V214H151ZM151 215H149V216H151ZM172 215H173V214H172ZM202 215H203V214H202ZM204 215H203V216H204ZM221 215H222V214H221ZM228 215H229V214H228ZM252 215H253V214H251V217H252ZM17 216H18V215H17ZM42 216H43V215H42ZM71 216H72V215H71ZM73 216H75V215H73ZM76 216H77V215H76ZM82 216H81V217H82ZM107 216H109V215H107ZM125 216H127V214H126ZM130 216H131L132 220H131ZM133 216H134V215H133ZM133 216H132V215H129V217L127 216L128 219L130 218V222L133 221ZM137 216H134V217H137ZM223 216H224V215H223ZM229 216H230V215H229ZM231 216H232V215H231ZM231 216H230V218H231ZM253 216H254V215H253ZM256 216H258V215H256ZM259 216L262 217V216H264V215H263V214H262V215L260 214ZM63 217H64V215H63ZM66 217H67V216H66ZM77 217H78V216H77ZM81 217H80L78 220H76V218L74 217V220L79 221V220H81ZM123 217H124V214H123ZM127 217L125 218V220H127ZM138 217H139V216H138ZM144 217H146V216H144ZM151 217H153V216H151ZM158 217H159V216H158ZM188 217H189V216H188ZM221 217H222V216H221ZM224 217H225V219H226V216H224ZM224 217H222V219H224ZM4 218H6V217H4ZM13 218H14V216H13ZM49 218H48V219H49ZM58 218H59V216H58ZM64 218H65V217H64ZM146 218H147V217H146ZM156 218H157V214H156ZM227 218H229V217H227ZM233 218H234V217H233ZM236 218H237V217H236ZM252 218H253V217H252ZM252 218H251V220H252ZM14 219H15V218H14ZM68 219H69V218H68ZM71 219H72V218H71ZM88 219H89V218H88ZM109 219H110V218H109ZM137 219H139V218H137ZM141 219H142V221H143L145 218H141ZM152 219H153V222H152V223H155V225H156V222L158 221V219H157L156 221L154 220V218H152ZM190 219H191V218H190ZM222 219L220 218L219 221H221ZM225 219H224V221L222 220V221L224 222V223L222 222L223 224H225V223H226V220H228V219H226V220H225ZM238 219H239V216H238ZM261 219H262V218H260L258 221H261ZM4 220H5V219H4ZM33 220H35L36 222H33ZM49 220H50V219H49ZM65 220H66V219H65ZM74 220H73V221H74ZM106 220H108V219L106 218ZM230 220H231V219H230ZM234 220H236V219H234ZM1 221H2V220H1ZM63 221H64V220H63ZM66 221H67V220H66ZM69 221L71 222V220H69ZM104 221H105V220H104ZM109 221H110V220L106 221V223L109 222ZM121 221H122V220H121ZM142 221H139V222H140L139 225H142V226H143V223H144V222H145L146 224H147V222H148V221L146 222V220H145L144 222H142ZM154 221H155V222H154ZM228 221H229V220H228ZM228 221H227V222H228ZM240 221H241V220H240ZM240 221H239V223L242 222V221H241V222H240ZM252 221H253V220H252ZM262 221H263V220H262ZM2 222H3V221H2ZM7 222H8V221H7ZM31 222H33V226H30V225H31ZM49 222H50V221H49ZM74 222H75V221H74ZM110 222H111V221H110ZM127 222L129 223V221H127ZM133 222H134V221H133ZM135 222H136V221H135ZM135 222H134V223H135ZM150 222H151V219H150ZM205 222H206V221H205ZM231 222H232V221H231ZM248 222H250V219L247 221V223H248ZM263 222H264V221H263ZM43 223H44V222H43ZM84 223H85V222H84ZM128 223H127V224H128ZM136 223H137V222H136ZM152 223H151V224H152ZM188 223H189V222H188ZM229 223H230V222H229ZM239 223H238V224H239ZM251 223L253 224V222H251ZM251 223H250V224H251ZM254 223H255V222H254ZM261 223H262V222H261ZM4 224H5V223H2L3 226L0 225V231L6 232V230L8 231V229L10 228V226L7 225V226H9L8 229H7L6 224H5V225H4ZM51 224H53V223H51ZM71 224H73V223H71ZM78 224H79V222H78ZM100 224H101V223H100ZM102 224H103V222H102ZM102 224H101V227H103ZM124 224H125V223H124ZM201 224H202V223H201ZM207 224H208V223H207ZM234 224H235V221H234ZM238 224H237V226H238ZM248 224H249V223H248ZM252 224L250 225L251 227H253ZM256 224H257V223H256ZM256 224H255V225H256ZM73 225H74V224H73ZM73 225H72V227H73ZM104 225L108 226V225L105 224V223H104ZM139 225H138V226H139ZM148 225H150L149 222H148ZM244 225H245V224H244ZM255 225H254V226H255ZM50 226L52 227V225H50ZM70 226H71V225H70ZM135 226H137V224H136ZM211 226H213V225H210V227L207 226L208 229L211 228ZM222 226H223V225H222ZM222 226H221V227H222ZM231 226H232V224H231ZM240 226H241V225H240ZM240 226H239V228H241ZM256 226H257V225H256ZM51 227H50V228H51ZM64 227H65V226H64ZM72 227H71L70 229H71V230H74V229H72ZM104 227H105V226H104ZM104 227H103V228H104ZM109 227H112V228L109 229L110 232H111V234H112L113 231H114V230H113V231L111 230V229H113V226L109 224ZM114 227H115V226H114ZM123 227H124V226H123ZM143 227L146 228V226H143ZM147 227H149V226H147ZM218 227H219V226H218ZM223 227H224V226H223ZM235 227H236V225H235ZM247 227H248V225H247ZM259 227H260V226H259ZM61 228H62V227H61ZM61 228H60V230H61ZM106 228H108V227H106ZM116 228H117V227H116ZM132 228L134 229V227H132ZM145 228H144V231H143V232L147 231V230H145ZM214 228H215V227H214ZM214 228H213V231H214V230L217 231L218 228H216V229H214ZM228 228H229V225H228ZM228 228L226 227V229H228ZM253 228H254V227H253ZM261 228H263V227H261ZM43 229H44V228H43ZM51 229H52V228H51ZM65 229H66V228H65ZM121 229H122V228H121ZM149 229H151V228H149ZM186 229H187V228H186ZM205 229H206V228H205ZM211 229H212V228H211ZM224 229H225V228H224ZM226 229L223 230V233H222L221 231H220V232H221L222 234L227 235L226 237H230V236L232 235V233H231V232L229 233L228 230L226 231ZM232 229H233V228H232ZM236 229H238V228H236ZM245 229H246V228L243 227L242 230H245ZM258 229H259V228H257V230H258ZM263 229H264V228H263ZM31 230H32V229H31ZM71 230H70V231H71ZM101 230L105 231L104 229H101ZM142 230H143V229L140 228V227H139V228H136V229H135L136 232H133V231H132V232H133V235L131 236V238L135 235V237H136V236L138 237L137 239H139V238L143 239L144 237L140 234V233H142V232H140V231H142ZM189 230H190V229H189ZM218 230H219V229H218ZM229 230H230V229H229ZM248 230H249V228H248ZM259 230H260V229H259ZM261 230H262V229H261ZM261 230H260V231H261ZM29 231H30V230H29ZM42 231H43V230H42ZM63 231H64V230H63ZM130 231H131V230H130ZM186 231H188V230H186ZM209 231H210V230H209ZM239 231H240L239 233L242 234L240 229H239ZM24 232H25V231H24ZM26 232H27V231H26ZM37 232H39V231H37ZM37 232H36V233H37ZM96 232H97V231H96ZM132 232H131V234H132ZM147 232H148V231H147ZM149 232H150V231H149ZM201 232H202V231H201ZM247 232H248V231H247ZM249 232H250V231H249ZM251 232H252V231H251ZM28 233H29V232H28ZM30 233H31V232H30ZM108 233H109V231H108ZM114 233H115V232H114ZM211 233H212V232H211ZM211 233H210V235H211ZM217 233H218V232H217ZM217 233H216V234H217ZM234 233H235V232H233V234H234ZM239 233H235V234H239ZM26 234H27V233H26ZM38 234H40V232H39ZM131 234H130V235H131ZM143 234H145V233H143ZM149 234H150V236H151V233H149ZM149 234H148V235H149ZM222 234H221V236H222ZM235 234H234V235H235ZM256 234H257L258 236H260V233H259V234L256 233ZM262 234H264V233H262ZM4 235H5V233H4ZM27 235H28V234H27ZM35 235H36V234H35ZM35 235H34V236H35ZM40 235H41V234H40ZM62 235H63V233H62ZM94 235H95V234H94ZM94 235H93V236H94ZM106 235H108V234H106ZM113 235H115V234H113ZM138 235H140L141 237L138 236ZM146 235H147V234H146ZM146 235H144V236H146ZM158 235H159V234H158ZM169 235H170V234H169ZM201 235H202V234H201ZM201 235H200V236H201ZM217 235H219V233H218ZM34 236H33V238H34ZM36 236H37V235H36ZM93 236H92V237H93ZM159 236H160V235H159ZM171 236H172V235H171ZM213 236H215V232H213L212 237H213ZM235 236H236V235H235ZM235 236H234V237H235ZM238 236H239V235H238ZM240 236H241V235H240ZM5 237H6V236H5ZM24 237H25V235H24ZM40 237H41V236H40ZM62 237H64V236H62ZM67 237H68V236H67ZM92 237H91V238H92ZM135 237H134V238H135ZM146 237H148V236H146ZM151 237H152V238H151V239H152V242H154V241H153V238H155V237H153V236H151ZM210 237H211V236H210ZM224 237H225V236H224ZM242 237H243V236H241V238H242ZM255 237H256V236H255ZM28 238H31V237H30V234H29V237H28ZM33 238H32V239H33ZM107 238H108V237H107ZM129 238H130V237H129ZM149 238H150V237H149ZM156 238H157V237H156ZM158 238H161V237H158ZM172 238H173V237H172ZM230 238H231V237H230ZM230 238H229V239H230ZM236 238L239 239V237H236ZM241 238H240V239H241ZM246 238H247V237H246ZM249 238H250V237H249ZM262 238H263V237H262ZM262 238H261V240L263 241L264 239H262ZM35 239H37V238L35 237ZM39 239H40V238H39ZM39 239H38V240H39ZM151 239H150V240H151ZM216 239H217V237H216ZM229 239H228V240H229ZM243 239H244V238H243ZM254 239H255V238H254ZM29 240H31V239H29ZM89 240H90V239H89ZM150 240H149V241H150ZM226 240H227V239H226ZM230 240H231V241H229V242L232 243V240H233V239L231 238ZM246 240H247V239H246ZM259 240H260V239H259ZM261 240H260V241H261ZM147 241H148V240H147ZM155 241H158V240H155ZM240 241H242V240H240ZM240 241H239V242H240ZM249 241H250V240L248 239L247 242L249 243ZM255 241H256V239H255ZM30 242L32 243V241H30ZM34 242H35V240L33 241V243H34ZM44 242H45V241H44ZM90 242H92V239L90 240ZM93 242H95V240H94ZM93 242H92V243H93ZM138 242H139V241H138ZM141 242H142V240H141ZM150 242H151V241H150ZM152 242H151V243H152ZM222 242L224 243L223 240H222ZM229 242H228L227 245L230 244ZM105 243H106V242H105ZM143 243H145V242L143 241ZM177 243H178V242H177ZM209 243H210V242H209ZM212 243H213V242H212ZM218 243H219V242H218ZM226 243H227V242H226ZM257 243H258V242H257ZM257 243H256V244H257ZM87 244H88V243H87ZM87 244H86L84 247H81V249L79 248L80 250L78 249V250H79L78 252H80V253H82V254H85V256H83V257H86V256H87L86 254H93V255H96L97 250H94V249H93V250H90V248H92V247H91V246H87ZM96 244H97V243H96ZM147 244H148V243H146V247L149 245V244H148V245H147ZM175 244H176V243H175ZM175 244H174V245H175ZM178 244H179V243H178ZM237 244H238V243H237ZM24 245H26V244H24ZM90 245H91V244H90ZM150 245H151V244H150ZM150 245H149V246H150ZM156 245H157V244H156ZM212 245H213V244H212ZM212 245H211V246H212ZM217 245H218V244H217ZM224 245H225V244H224ZM238 245H239V244H238ZM241 245H242V242H241ZM1 246H3V245H1ZM26 246H27V245H26ZM43 246H44V245H43ZM46 246H47V245H46ZM144 246H145V245H144ZM151 246H152V245H151ZM153 246H154V245H153ZM179 246H180V244H179ZM37 247H38V246H37ZM95 247H96V246H95ZM156 247H158V245H157ZM235 247H236V246H235ZM1 248H2V247H1ZM3 248H4V247H3ZM33 248H35V247H33ZM110 248H111V247H110ZM147 248H148V247H147ZM222 248H223V247H222ZM227 248H228V247H227ZM38 249H39V248H38ZM150 249H152V248H148V250H150ZM206 249H207V248H206ZM208 249H209V248H208ZM208 249H207V250H208ZM240 249H241V248H240ZM2 250H3V249H1V251H2ZM114 250H115V249H114ZM118 250H119V249H118ZM118 250H116V251H118ZM154 250H155V247H154ZM220 250H221V248H220ZM223 250H224V249H223ZM41 251H42V250H41ZM152 251H153V250H152ZM216 251H217V250H216ZM238 251H239V249H238ZM32 252H33V251H32ZM32 252H30V253H32ZM160 252H161V251H160ZM241 252H242V250H240V253H241ZM26 253H27V251H26ZM34 253H35V252H34ZM37 253H38V252H37ZM37 253H36V254H37ZM41 253H42V252H41ZM41 253H40V254H41ZM43 253H44V252H43ZM59 253H60V252H59ZM97 253H98V252H97ZM145 253H146V252H145ZM243 253H244V252H243ZM259 253H260V252H259ZM259 253H258V254H259ZM1 254H2V252H1ZM61 254H62V252H61ZM75 254L77 255V254H79V253H77V251H76ZM205 254H206V253H205ZM229 254H230V253H229ZM241 254H242V253H241ZM258 254H254V255H258ZM45 255H48V253H47V254L45 253ZM243 255H244V254H243ZM243 255H240V257L242 256L241 258H243ZM260 255H261V254H260ZM30 256H31V254H30ZM33 256H35V255H33ZM78 256H79V255H78ZM80 256H81V255H80ZM103 256H104V255H103ZM43 257H44V256H43ZM88 257H89V255H88ZM1 258H2V257H1ZM241 258H240V259H241ZM256 258H258V257H256ZM35 259H36V258H35ZM40 259H41V258H40ZM48 259H49V258H48ZM97 259H98V258H97ZM99 259H100V258H99ZM5 260H6V259H5ZM46 260H47V259H46ZM154 260H155V259H154ZM161 260H162V259H161ZM221 260H222V259H221ZM1 261H2V260H1ZM1 261H0V262H1ZM155 261H156V260H155ZM101 262H102V261H101ZM222 262H223V261H222ZM29 263H30V262H29ZM156 263H157V262H156ZM17 264H18V263H17ZM76 264H77V263H76ZM105 264H106V263H105ZM112 264H114V263H112Z\"/></svg>",
	"mask_w": 264,
	"mask_h": 264
}]
</instances>
